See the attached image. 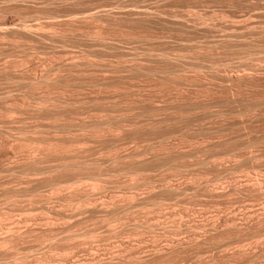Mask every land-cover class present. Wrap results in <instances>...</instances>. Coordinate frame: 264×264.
<instances>
[{
  "label": "rangeland",
  "instance_id": "374dc122",
  "mask_svg": "<svg viewBox=\"0 0 264 264\" xmlns=\"http://www.w3.org/2000/svg\"><path fill=\"white\" fill-rule=\"evenodd\" d=\"M49 1L50 0H25V1L24 0H18V1L17 0H0V14H1L0 15V30H1V32H0L1 33L0 34V38H1L0 39V66H1L0 70L2 68L4 69V67L7 66L6 63L7 64L10 63V65L7 66L8 69L5 68L6 73H4V74L6 76L3 74V72H4V71H2L3 69L0 71L5 76V77H2L3 75L0 73L1 74L0 81L2 82V83L0 82V85L2 86V87L0 86V90H3V91H0V95H1L0 96V103H1L0 104L1 105L0 106V113L2 112L0 114V118H1L0 119V125L4 121L3 125H1L2 127H0V128H4L7 123L8 124L6 127L10 126V129L11 128L13 129V127H14V129L17 128L16 130H18L19 128L21 129V127H23L24 129L20 130L21 131L20 133H22V134L18 135L20 140H19V138H18V140H19V142L21 141L20 142L21 145L23 144L22 145L23 146L22 148L24 149V150L22 149L23 152H25V150L27 149L26 150L27 154L24 153V155H22V154L20 155L22 150H21V152L17 151L20 149V147H17L18 148L17 149L13 144V143H15V145L17 144V142H16L17 141V134H16L17 131L15 133V132H13V131H15L13 129L12 132H11V130H10V132H11V134L15 133V134H12V136L16 135V140L13 139L14 137H12V139L14 140V141H12L11 137H9L11 139L9 141H12L13 143L11 144V146L8 145L7 147L8 148L11 147V149L5 148V149H8V150H6L7 151L6 152L5 150L3 151L2 148H0L1 152H2L1 154L3 156L6 155L5 158L7 157V154L13 155L12 156L13 158L11 156H9L10 159L12 158L11 161H13L14 158L16 159L19 156L22 159L23 158L27 159L29 156L32 155L31 152L33 150H35V149H33L34 147L35 148L36 147L41 148V146H42V145L38 146L39 143L36 144L37 146L35 145L36 142L33 141V139H32V138L35 139L34 136H37V140L40 139L42 136V138H41L42 140H39V141H42L41 143L43 144V146L46 149L45 152L47 154H45L44 150L41 151V149H38L40 152H44L43 154L42 153L40 154L42 156L41 159L43 157L45 158L46 156H49L48 153L52 154L49 157H47V159H44L45 162H44V160H42L43 163H41L42 161L39 160L41 163L39 165H41V167H42L43 166L42 164L45 163L44 164L45 167H43V168L44 169L46 168L45 172L43 171L44 169L42 168V171L46 175L42 172L43 175L41 173V175H39V176L42 177L45 175L44 178H46L47 175L48 174L49 175L45 179V182H43V180L40 179L41 181H39L38 184L37 183L35 184V182L34 183L32 182L33 183L32 184L31 181L29 182L30 178L28 180L27 175H25L26 179H25L24 175H23L24 178H21L22 177L21 175L25 174V170H24L25 167H23V168L18 167L19 168L18 173L21 172V171L19 172V170H21V169L24 170V173L21 172L20 173L21 175H17L18 174L17 173L15 176H13V174H11L10 178L14 177V179H11L14 181L16 179V176H18L20 179H23V180L25 179V181L22 180V182H24V184H22V182H20L21 185L18 183L16 184V182H17L16 181V182H14V184L12 183L13 185L11 186V184H8L7 182L10 181V178L8 177V175L10 174V172L12 173L13 171L10 170V172L8 171V173H7L6 170L10 169L7 166H5V167L2 166L0 168V171H1L0 172V180L4 181L5 179L7 180V178H9V180H7V182H2V185H0V197H1L0 203H2V204H0V211H1L0 217L2 218V219L0 218V222H1V224H0V235L3 232H5V234H6V230H7L6 226L8 228H10L11 225L13 226V224L10 225V223L13 222L11 220L14 219V216H16L14 221L15 220L18 221L17 219H19L20 217L21 218L24 217L25 220L31 218L30 220H28L30 222L29 223L30 226H33V225L37 226L39 223H40L39 224L40 226L42 224L44 225V227L41 226L42 228L38 225L42 230L39 232L41 234H39L38 232L37 233L39 235L37 233H35V234L33 233L34 234V235L32 234L33 239L28 234V237H27V235H25L26 238L24 236H23L24 238L20 237V239H19L20 241L18 240L19 242L17 241V239L14 238L15 241H17V243H18V244L17 243L14 244L15 242H13V244L15 246L12 244V242H10V244L12 246L9 248L14 249V251H16V250L19 251L18 253L15 252V257H13V255H11V254H14V253H12L13 250L10 249L12 252L11 251L8 253H6L7 251L5 252V250H7V248H8V246H10L9 244H8L7 248H2V246H0V248L3 249V250H0V251H2L1 253H3V254L5 253L6 256L8 254L11 255L10 258H8L9 256L5 257V254L4 255L2 254L4 257L3 258V257H1L2 255L0 253V255H1L0 256L1 257L0 263L1 264H40V262H41V264H43L46 262L45 264H48V263L57 264L56 262H58V264H61V263L62 264H64V263L65 264H89V263L91 264L93 262V260L91 261V259H92L91 257H93V259H95L94 257H96V258L101 257L100 259L105 258L104 260H107L110 256H111L110 258H114L116 256L119 258L118 262H116L117 261L116 259H118V258H115V260L112 259L116 262V264H133V263L134 264H140V263L141 264H153V263L154 264H264V256H263L264 255V246H263L264 239L261 237H257V236L254 237L256 235V232L261 228L260 225H258V224L254 225V226H256L255 228H253L254 227L253 226L252 228L248 229L249 231L246 229L247 231L243 230L241 232H237V231L233 232L232 230H229V229H223V230H221L223 232V234H222V232H220L221 228L219 227L220 222L218 223V220H221L224 216L232 214L233 212H234L233 214H235L236 217H239V220L247 218L250 213H252V214L256 213L259 215L262 211L261 210L262 207L264 206V190H262V189H264V170H263L264 169V134H263L264 133V105H263L264 104V96H263L264 95V86H263L264 85V75H263L264 74V64H263L264 63V37H263V35H264V32H263L264 31V27H263L264 26V0H233V1L232 0H203V1L202 0H200V1L199 0H197V1L196 0H182V1L181 0H51L50 2ZM217 1H219V2H217ZM240 1L242 2V4L240 3ZM65 2H67L69 4H67ZM230 2H231V4H230ZM178 3H180V4H178ZM253 3H255L256 5ZM252 6H253V8H252ZM38 8H40V9H38ZM117 8H118V10H117ZM133 8H135V9H133ZM26 12H27V14H26ZM134 13H137L138 15H136ZM143 13H145L144 16L146 18L143 16ZM66 14H67V16H66ZM69 14H70V16H68ZM156 14L158 16H156ZM88 15H89V17H86ZM91 15H92V17H91ZM146 15H149V16H146ZM163 15H166V16H163ZM168 15H170L172 17H170ZM138 16H140L142 18L140 19V17H138ZM94 17H95V19H94ZM131 17H132L134 22L132 21ZM136 17L138 19H136ZM100 18L102 21L100 20ZM144 18L146 21L144 20ZM163 18H165L166 20ZM237 18L240 20H237ZM256 18H257V20H256ZM139 20H141V22ZM154 20L156 21V24H155ZM175 20H177V21H175ZM197 21H198V24H197ZM259 22H260V24H259ZM132 23H133V25H132ZM116 25H118L119 27ZM176 25H177V27H176ZM208 25H209V27H206ZM223 25H224V28L222 27ZM215 26H217V27H215ZM85 28H87V29H85ZM24 30H25V32L30 30L27 33H32V34L26 35L27 33H25ZM124 30H125V32H124ZM197 30H198V32H197ZM199 30H201V31H199ZM183 31H184V33H183ZM250 31H251V33H250ZM6 32L7 33L9 32L10 35L7 34ZM22 32H23L24 36L23 35L21 36ZM122 33H125V34H122ZM182 33H183V35H180ZM256 33L258 35H256ZM131 34H132V36H131ZM248 35L250 36V38L248 37ZM55 37H57V38H55ZM246 37H248V38H246ZM102 38L105 40H103ZM257 39H259V40H257ZM31 40H33V41H31ZM61 40L63 42H61ZM73 40H74V42H72ZM225 40H227V41H225ZM231 40H233L235 44ZM253 41L255 43H253ZM239 42H242V43H239ZM261 42H262V44H261ZM217 44H219V45H217ZM16 45H17V47H16ZM98 46H99V48H98ZM254 46H255V48H250V47H254ZM239 47H240V49H238ZM183 48H185V49H183ZM235 48L237 49L236 51H234ZM206 50H207V52H206ZM150 51L151 52L153 51V52L151 53ZM226 51H228V52H226ZM121 52H123V53H121ZM208 52H209V54H208ZM105 53H106V55H104ZM90 54H92V55H90ZM93 54L95 56H93ZM193 54L195 55V57ZM116 55H117V58H116ZM203 56H204V58H203ZM172 59H174V60H172ZM154 60L155 61L157 60V63ZM3 62H4V64H3ZM21 63H23V65ZM131 64H133V65H131ZM247 64H249V65L247 66ZM3 65H5V66H3ZM109 65H111V67ZM143 65H145V66L147 65V66L144 67ZM250 65H252V66H250ZM12 66H14V67L17 66V68L18 69L20 68V70L22 69L21 71L19 70L20 72H22L23 70L26 71V72L23 71L25 74L22 73L24 75V76H22L23 82H24V80L26 81V82H24L25 85H24V83L22 85V82H21L22 80L20 81V78H18L19 76L17 77V75H20L18 73L19 71H17L18 69L16 67H15L16 69L12 68ZM9 67H10V70H9ZM86 67H88V68H86ZM94 67H96V68H94ZM99 67H101V68H99ZM114 67H117L119 70L117 68H114ZM119 67H121V68H119ZM149 67H151L152 69ZM163 67H165V69H163ZM248 67L249 68L251 67V68L248 69ZM139 68H140V70H139ZM145 68H146V70H144ZM177 68H178V70H177ZM11 69H12V71L15 70L16 73H18V74H16L15 72L13 73L11 71ZM137 69H138V71H137ZM157 70H159V72H161V74H159V72ZM7 71L8 72L10 71V72L7 73ZM247 71H248V73H247ZM11 72L17 78H15V79L12 78L15 76L12 75ZM140 72L141 73L143 72L145 74H143V73L141 74ZM154 72H157V73H154ZM170 72H171V74H170ZM212 73H214V74H212ZM7 74H9V76ZM34 74H37V75H34ZM146 74H147V76H146ZM231 74L234 75V77L235 76L236 77L241 76V77L238 78L237 82H236V80H233V79H237V78H233L232 80L228 81L227 78H229L228 76L232 77ZM249 74H250V76H249ZM10 75H12V76H10ZM247 75H248V78H247ZM253 75H256V76H253ZM216 76H217V79H216ZM244 76H245L246 80L244 79ZM7 77H9V80L7 79ZM26 77H29V78L31 77V79L26 78ZM38 77H41V78H39V80H38ZM4 78H6L7 81ZM10 78H12V79L10 80ZM46 78H48V79H46ZM3 79L5 81H3ZM165 79H167V80H165ZM175 79L177 81H175ZM259 79H261L262 81ZM32 80L35 83L34 86H33L34 83ZM60 80H61V82H60ZM101 80H102V82H101ZM249 80H250V82H249ZM38 81L40 84L38 83ZM217 81H219V82H217ZM232 81H235L236 83L232 82ZM31 82H32V85H30ZM221 82H223V83H221ZM261 82H263V83H261ZM106 83H108V84H106ZM184 83L186 86L184 85ZM233 83L235 85H233ZM9 84H10V86H9ZM58 84H60V85H58ZM189 84H190V86H189ZM254 85H255V87H254ZM4 86L6 87V89ZM227 86H229L231 90ZM39 87H41V88H39ZM8 88L9 89L11 88V90L14 89L13 92H11V90H9ZM17 89L19 90L21 95L22 94L25 95V98H23L21 96L23 98V99L21 98L22 100L20 99V94L18 93ZM5 91H7V92L9 91V93H8L9 96L5 95V93H7ZM24 92H25V94H24ZM46 92H47V94H45ZM10 93H11V95H10ZM13 93L14 94L17 93V94L14 95ZM229 93H230V95H229ZM40 94H42V95H40ZM59 94H61V95H59ZM37 95L39 96V98L37 97ZM49 95H51L52 97H54L56 95L55 98H57V96L60 98V99L59 98L58 99L53 98L55 102L56 101L58 102V104H56L57 102L56 103L54 101H53L54 103L52 102L51 96L49 97L51 99L48 100V102L50 103V101H51V103H53L54 106L56 105V107H57V105H58L57 108H58L59 112L56 110L57 108L55 109V107L51 103H50L51 106L54 108L53 112L50 109L51 106H50V108H48L47 105H49V103L46 100L49 98L46 97V99H45L46 103L42 102V104H40L41 105L40 107H42L44 105V103L46 104L45 107L44 106L42 107V109L44 108V110H43L44 113H42V112L38 113L40 110L42 111V109L37 108L38 104L34 108V106H33L34 103L36 102V100L38 101V99H40V98H41L40 100L43 101L45 98L44 96H49ZM14 96L15 97L17 96L19 98V100L17 97L15 98ZM41 96H43V100H42ZM1 97L3 98V100ZM26 97H28V98H26ZM34 97H36V100H33V99H35ZM144 97H146V98L149 97V98L146 99ZM253 98H255V99H253ZM24 99H25V103H24ZM66 99H67V101H66ZM247 99H248V101H247ZM20 100H21V102H23V103L20 102L23 105L20 104V106H18ZM236 100L238 102H236ZM3 101H5L7 103L5 104V102H3ZM15 101H16V103H15ZM17 101H18V103H17ZM61 103H63V104H61ZM251 104H253V105H251ZM10 105L13 109V110H11V112L14 111V109H16V111L22 110V111H18V112L14 111L15 112L14 114H16L15 116H14V114H12L13 116L10 114L12 116V118L14 117L13 119L8 114V112L10 113V111H9ZM69 106H70V108H69ZM178 106L180 109L178 108ZM3 107L4 108L9 107V108H7L5 110ZM19 107H22V108H19ZM32 108H34L35 110ZM45 108H47V110ZM63 108H64V110H63ZM29 109H31V110H29ZM38 109H39V111H38ZM153 109H154V111H153ZM55 110L58 112V113L55 112L57 115L54 113ZM35 111H37V113ZM68 111H70V112H68ZM239 111H241V112H239ZM25 112H27V113H25ZM7 114H8V116H7ZM1 115L3 117H1ZM38 115H41V116L38 117ZM46 115L47 116L50 115L48 117L49 119L48 118L45 119ZM155 115H156V117H155ZM42 116H44V118ZM57 116H58V118H57ZM7 117H8V119H7ZM41 117L43 119H45V121ZM54 117L57 120H55ZM36 118H38V120ZM39 118H40V120H39ZM243 118H246V119H243ZM6 119L10 122H7ZM24 119L27 121H25ZM22 120L24 121V123ZM28 120H29V122H28ZM33 120H34V122H33ZM55 121H58L59 123H57ZM147 121H148V123H147ZM164 122H165V124H164ZM245 122H247V123H245ZM9 123H10V125H9ZM153 123H155V124H153ZM15 124H17V125H15ZM50 124H52V125H50ZM58 124H61V125H58ZM85 124L87 126H84ZM15 126H16V128H15ZM33 126H34L33 132H35L36 130H39L41 128L42 129L39 130L40 131L39 133H38V131H36L38 134L33 133L31 131L33 129L31 127H33ZM113 126H114V128H113ZM155 126H157V127H155ZM37 127H39V129ZM53 127H55L54 130H52ZM57 127H60L61 129L60 128L58 129ZM122 127H123V129H121ZM35 128H36V130H35ZM43 128H45V131ZM7 129L9 130V128H7ZM57 129H58V132L56 131ZM152 129H153V131H152ZM24 130L25 131L27 130L29 133H27V131L24 132ZM63 130H64V132H63ZM143 130H145V131H143ZM146 130L147 131L150 130V131L147 132ZM51 131H52V133H51ZM130 131H132V132L134 131L133 134ZM102 132H104V133H102ZM105 132L107 135L105 134ZM150 132H151V134H149ZM41 133H43V134L41 135ZM18 134H19V132H18ZM25 135H26V137H25ZM30 135H32V137ZM38 135H39V137H38ZM56 135H57V137H56ZM128 135H129V137H128ZM20 136H22L23 138ZM27 136L29 138V141H28ZM123 136H125V137H123ZM130 136L132 138H130ZM261 136H262V138H261ZM46 138L47 139L49 138L50 140L49 139L47 140ZM56 138H58L59 141ZM2 139H3L2 136H0L1 141H2ZM54 139L58 141V142H55L56 148L58 149V147H59L58 151L55 150L58 153L55 152L53 150V148H51V145H52L51 142L53 143L55 141ZM258 139H259V141H258ZM22 140H24L25 143H27V144L29 143V144L28 145L26 144V146H25V143ZM30 140H32L33 143ZM252 140H253V142H252ZM1 141H0V143H1ZM44 141H46V142H44ZM70 142H71V144H70ZM46 143H49V144H46ZM55 143L53 144L52 147H55ZM248 143L251 144V147ZM245 144H247V145L245 146ZM12 145H13V147H12ZM19 145L20 144H17V146H19ZM33 145H34V147H33ZM45 145H48V146L46 147ZM164 146H166V147H164ZM14 147L17 149L15 151H13L14 153H16V156H17V153L19 152L17 157L16 156L14 157L15 154L12 152V150H14ZM48 147L50 148V150L52 149L53 152L57 153V155H59L61 157V163H60V157L59 156H56V154L53 152H47V150L50 151ZM241 147H242V149H240ZM31 149H33V150H31ZM42 149H44V148H42ZM86 150H88V151H86ZM249 152L251 155L249 154ZM29 153H30V155L27 156ZM123 153H124V155H122ZM44 154H45V156H43ZM53 154H55L54 156H56L55 159L50 158L51 156H53ZM137 154H139V156ZM127 155H129V156H127ZM257 155H259V156H257ZM57 157H59V158H57ZM75 157L77 160L74 159ZM98 157L100 160L98 159ZM156 157H158V159ZM249 157H252L253 159L249 158ZM20 158H17V160H15V161H18ZM72 158L75 160L76 164L74 163V160ZM92 158H93V160H92ZM78 159H82L84 162L82 161L83 162L82 163L81 160H79V162H78ZM114 159H115V161H114ZM23 160H21V161H23ZM141 160H143V161H141ZM50 161L53 163L54 168H53L52 163H50ZM110 161L112 164L110 163ZM118 161H119V164L117 163ZM165 161H167V162H165ZM46 162H48L50 166L47 165L48 163L46 164ZM77 162L79 163V165H81L80 169L77 166L78 165ZM163 162H165V163H163ZM66 163H67V166H66ZM71 163H72V166H71ZM85 163H87L88 165L87 164L85 165ZM212 163H214V165ZM55 164H59L61 166H58ZM73 164L75 166H73ZM39 165H37V166H39ZM89 165H90V167H89ZM137 165H139V166H137ZM57 166H58V168H57L58 172L56 170ZM255 166H256V168H255ZM3 167L5 169L6 168L7 169L5 170V169H3ZM64 167H65V169H61ZM76 167H78V168H76ZM98 167H99V169H98ZM105 167H106V169H105ZM136 167H139V168H136ZM15 168H17V167H15ZM47 168H51L55 172L51 169L47 170ZM1 169L3 171H5L6 173L2 172ZM27 169H28V167H27ZM128 169H130V170L128 171ZM50 170H51V172H50ZM62 170H63V172H62ZM106 170L108 172H106ZM74 171H75V173H74ZM254 171H256V172H254ZM257 171L259 172V174H257L258 173ZM14 172H17V171H14ZM246 172H247V174H246ZM1 173H2V175H1ZM53 173H55L56 175ZM261 173H262V176H260ZM5 174H8V175L6 176ZM91 174L93 176H91ZM238 174H239V176H238ZM98 175H99V177H98ZM94 176H96V177H94ZM18 177H17V179L20 180ZM51 177H52V180H51ZM140 177H141V179H140ZM253 177H254L255 181H256V179L258 180L257 186H256L257 183H255V181L253 180ZM44 178H42V179H44ZM95 178H97V180ZM131 178L133 180L134 179L135 180L134 181L130 180ZM249 180H251V181H249ZM261 180H262V182H261ZM252 181H253V183H255L254 186H256V187H254V186L251 187L248 185L250 182H251L250 183V185H251ZM25 182L27 184L28 183H30V184L27 185ZM52 182L55 184L57 183L60 187L57 184H56V186H57L56 187L55 184H53ZM4 183H5V186H3ZM6 183L8 184V186L9 185L11 186L10 189H13L16 185H19V187L21 186V188H19V187L17 188V186H16V189H13V190H17V191L12 190L13 191V193H12V191L8 190L9 187L8 186H7L8 188L6 187V185H7ZM40 183H41V186H40ZM85 184H87V185H85ZM23 185H25L24 187H27V189H24ZM33 185L35 186V189H36V187L38 188L37 190L39 191L38 192L39 194H41V195L43 194L42 196L36 192L37 190L35 192H32L35 190ZM80 185H82V186H80ZM2 186L5 187V191L7 190L6 192L4 191ZM87 186H88V189H87ZM100 186H102V188ZM173 186H175V187H173ZM189 186H191V187L189 188ZM223 186L226 188H223ZM241 186H242V188H241ZM29 187H30V189H29ZM179 187H181V188H179ZM221 187H222V190H221ZM22 188L24 189V191H25L24 193H26V194L23 193V190L21 191ZM18 189H20V191L22 192L23 195L21 194V192H18ZM39 189L42 190L43 192H41ZM29 190L32 192V194L33 193L34 194L36 193V195L38 194V196L41 198V200L38 196H36L34 194L31 195V192ZM173 190H175V191L173 192ZM8 191H10L11 193L9 192V194H8ZM54 191H55V193H54ZM239 191H241V192H239ZM15 192L17 194L20 193L21 195L20 194L14 195V194H16ZM172 192L174 194H172ZM177 192H180V193H177ZM85 193H87V194H85ZM147 193H149V195ZM248 193H249V195H248ZM3 194L4 195L7 194L8 196L5 195L4 197H2ZM24 195H25V197H23ZM29 195L32 197H28ZM261 195H262V197H261ZM10 196L12 198H10ZM17 196H18V198H15ZM152 196H153V198H152ZM21 197H23V198H21ZM155 197H157V198H155ZM70 198H72L73 200H71ZM143 198H144V200L142 201ZM1 199H3V201ZM5 199H6V201H5ZM14 199H16V200H14ZM158 199H159V202H158ZM28 200L30 202H28ZM36 200H37V202H36ZM69 200L71 201V204H70ZM93 201H95V202H93ZM135 201H136V204H135ZM160 201H162V202H160ZM31 202H32V204H31ZM14 203H16V204H14ZM78 203H81V204H78ZM37 204H39V205H37ZM151 204H153V205H151ZM158 204H159V206H158ZM234 204L235 205L237 204V205L234 206ZM262 204H263V206H262ZM76 205H79V206H76ZM109 205L112 207L110 208ZM116 206H118V207H116ZM222 207H223V209H222ZM24 208L25 209L27 208V209L25 210ZM229 208L231 211L229 210ZM251 208H252V210H251ZM112 209H114V210H112ZM5 210H7V211H5ZM10 210H12V211H10ZM186 210H188V211H186ZM242 210H244V211H242ZM248 210H250V211H248ZM92 211L94 213H92ZM97 211H98V213H96ZM256 211L257 212L259 211V212L257 213ZM122 212L126 213V214L123 215ZM20 213H22V214H20ZM116 213H117V215H116ZM127 214H129V215H127ZM247 214H248V216H246ZM1 215H3V217H7L8 219L3 218ZM57 215H59V216L57 217ZM64 215H66V216H64ZM143 215H146V216H143ZM164 215H165V217H164ZM251 215H250V217H251ZM25 216H27V217H25ZM252 216H254V215H252ZM255 216H257V215H255ZM101 217H102V219H101ZM209 217H211V218H209ZM213 217L215 218V220ZM21 218L19 219V221L24 220V218L23 219H21ZM35 218L37 220L40 219L43 223L41 224V222L40 221L38 222ZM99 218H100V220H99ZM116 218H118V219H116ZM121 218L123 220H121ZM35 220L38 223L33 224V223H35ZM75 220H77V221H75ZM6 221H8L9 224ZM9 221H11V222H9ZM48 221L51 223L52 226H54L53 228L55 231L53 230V228H51L52 226L50 225V223ZM157 221H159V222H157ZM181 221H182V223H181ZM27 222L24 221L23 223L27 224ZM174 222H175V224H174ZM21 223L22 222H20V225H23ZM46 223L48 225H50L51 227L49 228L48 225H45ZM192 223H194V224H192ZM216 223L218 225H216ZM25 224H24V226H25ZM31 224H33V225H31ZM133 224L136 227H134ZM212 224H215L216 227ZM108 226H109L110 230L107 229ZM199 226H201V227H199ZM2 227L5 229H3ZM21 227H23V226H21ZM45 227H47L51 230V233H50L51 235L49 234L50 231L47 228H46V230L49 232L46 234H42L43 229ZM146 227H148L150 230ZM164 227H165V229H163ZM181 227H182V229H181ZM66 228H67V230H66ZM117 228H119V229H117ZM143 228H145V229H143ZM215 228H216V230H215ZM57 229H59V230H57ZM124 229L125 230L127 229V230L125 231ZM192 229H194V230H192ZM202 229H204V230H202ZM213 229H214V231H213ZM251 229H253V230L255 229V230L253 231ZM69 230H70V235L72 234L71 236L69 235ZM86 230H88V231H86ZM121 230H122V232H121ZM64 231H66L67 233ZM117 231H119V232H117ZM194 231H195V234H194ZM204 231H206V232H204ZM215 231H217V232H215ZM45 232L46 231L44 229L43 233H45ZM53 232H54V234H53ZM71 232H73V233H71ZM75 232H78V233L75 234ZM82 233H86V234H82ZM228 233H229V235H228ZM237 233H238V236H237ZM251 233L253 234V236ZM5 234H4V236H5ZM91 234H93V235H91ZM95 234H97V235L95 236ZM203 234H207L208 236L207 235L205 236ZM213 234H214V236H213ZM37 235H38L39 239H38ZM40 235H42V236L40 237ZM45 235H46V237H45ZM62 235H64V237ZM224 235H225V237H224ZM231 235H232V237H231ZM68 236L70 237V239ZM163 236H164V238H163ZM235 236L237 239L235 238ZM242 236H244V237H242ZM35 237H37V238H35ZM82 237H84V238H82ZM175 237H177V238H175ZM57 238H60V239H57ZM67 238L69 241L67 240ZM221 238H222V240H219ZM229 239H231V240H229ZM240 239H242V240L240 241ZM261 239L263 241H260ZM180 240H181V242H180ZM182 240L184 241V243L182 242ZM188 240L192 243V245H191V243H189ZM191 240H193V241H191ZM199 240L201 242H199ZM206 240H208V241H206ZM224 240H226V241L224 242ZM236 240H238V241H236ZM195 241H196V243H195ZM215 241H217L218 244H220V245H218L217 242H215ZM230 241H232V242L230 243ZM208 243L211 247L208 245ZM27 244H29V245H27ZM255 244H256V246H255ZM165 245H166V247L164 249ZM171 245H173L175 247V250H174V248L172 246V249L174 252L172 251L171 248L168 247V246L171 247ZM176 245H177V247H176ZM179 245H181L180 247L183 246L182 247L183 249L178 247ZM194 245L196 247H194ZM212 245H213V248H212ZM79 246L81 248H79ZM5 247H6V245H5ZM21 247H23V248H21ZM220 247H223V248H220ZM248 247H250V248H248ZM31 248H33V249H31ZM41 249L43 250V252ZM168 249H171V251ZM164 250L169 251V253L167 252V255H166V253H162L163 254L162 255L161 252H165ZM157 252L159 255L155 254ZM23 253H24V255H23ZM149 253H150V255H149ZM152 253H154V254H152ZM236 253H239V254L236 255ZM16 254H17V256H16ZM181 254L184 256H182ZM45 255L46 256L48 255V256L46 257ZM97 255H98V257H97ZM105 255L107 258L104 257ZM63 256H65L66 260H65V258H63ZM84 256H85V258H84ZM120 256H121V259H120ZM162 257H164V258H162ZM196 257H197V259H194ZM35 258L36 259L38 258L37 260H40V262L37 261ZM39 258H42V259H39ZM27 259H29V260H27ZM43 259H45L46 261L44 260V262H43ZM2 260H4V261L6 260L7 262L5 261V263H2V262H4ZM108 260H111V259H108ZM20 261H23L24 263L20 262ZM48 261H50V262H48ZM83 261L89 262V263H85Z\"/></svg>",
  "mask_w": 264,
  "mask_h": 264
},
{
  "label": "bare ground",
  "instance_id": "6f19581e",
  "mask_svg": "<svg viewBox=\"0 0 264 264\" xmlns=\"http://www.w3.org/2000/svg\"><path fill=\"white\" fill-rule=\"evenodd\" d=\"M17 1H18V0H17ZM24 1H25V0H24ZM50 1H51V0H50ZM50 1H49V2H50ZM181 1H182V0H181ZM196 1H197V0H196ZM199 1H200V0H199ZM202 1H203V0H202ZM232 1H233V0H232ZM12 2H13V1H12ZM68 2H69V1H68ZM217 2H219V1H217ZM247 2H248V1H247ZM250 2H251V1H250ZM258 2H259V1H258ZM65 3H67V2H65ZM171 3H172V2H171ZM187 3H188V2H187ZM227 3H228V2H227ZM236 3H237V2H236ZM240 3L242 4L241 1H240ZM67 4H69V3H67ZM77 4H78V3H77ZM178 4H180V3H178ZM182 4H183V3H182ZM192 4H193V3H192ZM220 4H221V3H220ZM230 4H231V2H230ZM253 4H255V3H253ZM47 5H48V4H47ZM62 5H63V4H62ZM115 5H116V4H115ZM189 5H190V4H189ZM226 5H227V4H226ZM248 5H249V4H248ZM255 5H256V4H255ZM80 6H81V5H80ZM82 6H83V5H82ZM84 6H85V5H84ZM120 6H121V5H120ZM63 7H64V6H63ZM66 7H67V6H66ZM75 7H76V6H75ZM183 7H184V6H183ZM187 7H188V6H187ZM14 8H15V7H14ZM70 8H71V7H70ZM83 8H84V7H83ZM92 8H93V7H92ZM252 8H253V6H252ZM260 8H261V7H260ZM260 8H259V9H260ZM26 9H27V8H26ZM38 9H40V8H38ZM133 9H135V8H133ZM133 9H132V10H133ZM3 10H4V9H3ZM29 10H30V9H29ZM42 10H43V9H42ZM49 10H50V9H49ZM54 10H55V9H54ZM91 10H92V9H91ZM117 10H118V8H117ZM127 10H128V9H127ZM137 10H138V9H137ZM36 11H37V10H36ZM66 11H67V10H66ZM66 11H65V12H66ZM86 11H87V10H86ZM129 11H130V10H129ZM142 11H143V10H142ZM181 11H182V10H181ZM44 12H45V11H44ZM70 12H71V11H70ZM157 12H158V11H157ZM157 12H156V13H157ZM169 12H170V11H169ZM169 12H168V13H169ZM53 13H54V12H53ZM131 13H132V12H131ZM141 13H142V12H141ZM141 13H140V14H141ZM150 13H151V12H150ZM152 13H153V12H152ZM159 13H160V12H159ZM171 13H172V12H171ZM254 13H255V12H254ZM257 13H258V12H257ZM261 13H262V12H261ZM26 14H27V12H26ZM76 14H77V13H76ZM81 14H82V13H81ZM87 14H88V13H87ZM87 14H86V15H87ZM93 14H94V13H93ZM132 14H133V13H132ZM134 14L138 15L137 13H134ZM144 14H145V13H143V16H144ZM175 14H176V13H175ZM0 15H1V14H0ZM36 15H37V14H36ZM48 15H49V14H48ZM53 15H54V14H53ZM105 15H106V14H105ZM105 15H104V16H105ZM112 15H113V14H112ZM130 15H131V14H130ZM172 15H173V14H172ZM184 15H185V14H184ZM186 15H187V14H186ZM257 15H258V14H257ZM25 16H26V15H25ZM66 16H67V14H66ZM68 16H70V14H69ZM93 16H94V15H93ZM97 16H98V15H97ZM146 16H149V15H146ZM156 16H158V15L156 14ZM163 16H166V15H163ZM168 16H170V15H168ZM181 16H182V15H181ZM205 16H206V15H205ZM241 16H242V15H241ZM249 16H250V15H249ZM22 17H23V16H22ZM86 17H89V15L86 16ZM91 17H92V15H91ZM123 17H124V16H123ZM138 17H140V16H138ZM144 17H145V16H144ZM170 17H172V16H170ZM196 17H197V16H196ZM211 17H212V16H211ZM237 17H238V16H237ZM244 17H245V16H244ZM256 17H257V16H256ZM55 18H56V17H55ZM55 18H54V19H55ZM102 18H103V17H102ZM141 18H142V17H140V19H141ZM145 18H146V17H145ZM145 18H144V20H145ZM152 18H153V17H152ZM160 18H161V17H160ZM202 18H203V17H202ZM209 18H210V17H209ZM245 18H246V17H245ZM65 19H66V18H65ZM94 19H95V17H94ZM104 19H105V18H104ZM107 19H108V18H107ZM120 19H121V18H120ZM131 19H132V17H131ZM136 19H138V18L136 17ZM161 19H162V18H161ZM163 19H165V18H163ZM206 19H207V18H206ZM229 19H230V18H229ZM229 19H228V20H229ZM253 19H254V18H253ZM80 20H81V19H80ZM84 20H85V19H84ZM100 20H101V18H100ZM109 20H110V19H109ZM123 20H124V19H123ZM150 20H151V19H150ZM156 20H157V19H156ZM165 20H166V19H165ZM207 20H208V19H207ZM237 20H240V19L237 18ZM256 20H257V18H256ZM262 20H263V19H262ZM23 21H24V20H23ZM53 21H54V20H53ZM56 21H57V20H56ZM101 21H102V20H101ZM132 21H133V19H132ZM139 21L141 22V20H139ZM145 21H146V20H145ZM154 21H155V20H154ZM175 21H177V20H175ZM179 21H180V20H179ZM184 21H185V20H184ZM204 21H205V20H204ZM212 21H213V20H212ZM253 21H254V20H253ZM12 22H13V21H12ZM88 22H89V21H88ZM92 22H93V21H92ZM103 22H104V21H103ZM124 22H125V21H124ZM133 22H134V21H133ZM157 22H158V21H157ZM250 22H251V21H250ZM257 22H258V21H257ZM257 22H256V23H257ZM24 23H25V22H24ZM83 23H84V22H83ZM122 23H123V22H122ZM126 23H127V22H126ZM135 23H136V22H135ZM142 23H143V22H142ZM166 23H167V22H166ZM217 23H218V22H217ZM230 23H231V22H230ZM251 23H252V22H251ZM13 24H14V23H13ZM13 24H12V25H13ZM19 24H20V23H19ZM37 24H38V23H37ZM87 24H88V23H87ZM110 24H111V23H110ZM145 24H146V23H145ZM145 24H144V25H145ZM155 24H156V21H155ZM157 24H158V23H157ZM162 24H163V23H162ZM162 24H161V25H162ZM167 24H168V23H167ZM169 24H170V23H169ZM178 24H179V23H178ZM193 24H194V23H193ZM197 24H198V21H197ZM197 24H196V25H197ZM213 24H214V23H213ZM222 24H223V23H222ZM231 24H232V23H231ZM259 24H260V22H259ZM15 25H16V24H15ZM28 25H29V24H28ZM68 25H69V24H68ZM75 25H76V24H75ZM78 25H79V24H78ZM118 25H119V24H118ZM118 25H116V26H118ZM130 25H131V24H130ZM132 25H133V23H132ZM135 25H136V24H135ZM147 25H148V24H147ZM150 25H151V24H150ZM152 25H153V24H152ZM199 25H200V24H199ZM214 25H215V24H214ZM214 25H213V26H214ZM232 25H233V24H232ZM13 26H14V25H13ZM19 26H20V25H19ZM21 26H22V25H21ZM36 26H37V25H36ZM126 26H127V25H126ZM140 26H141V25H140ZM153 26H154V25H153ZM172 26H173V25H172ZM174 26H175V25H174ZM192 26H193V25H192ZM233 26H234V25H233ZM235 26H236V25H235ZM245 26H246V25H245ZM252 26H253V25H252ZM66 27H67V26H66ZM73 27H74V26H73ZM109 27H110V26H109ZM118 27H119V26H118ZM123 27H124V26H123ZM155 27H156V26H155ZM157 27H158V26H157ZM159 27H160V26H159ZM170 27H171V26H170ZM176 27H177V25H176ZM195 27H196V26H195ZM195 27H194V28H195ZM206 27H209V25L206 26ZM215 27H217V26H215ZM220 27H221V26H220ZM222 27L224 28V25H223ZM226 27H227V26H226ZM229 27H230V26H229ZM248 27H249V26H248ZM263 27H264V26H263ZM10 28H11V27H10ZM20 28H21V27H20ZM30 28H31V27H30ZM35 28H36V27H35ZM128 28H129V27H128ZM130 28H131V27H130ZM139 28H140V27H139ZM141 28H142V27H141ZM199 28H200V27H199ZM230 28H231V27H230ZM240 28H241V27H240ZM259 28H260V27H259ZM261 28H262V27H261ZM12 29H13V28H12ZM27 29H28V28H27ZM55 29H56V28H55ZM85 29H87V28H85ZM91 29H92V28H91ZM96 29H97V28H96ZM112 29H113V28H112ZM144 29H145V28H144ZM196 29H197V28H196ZM219 29H220V28H219ZM242 29H243V28H242ZM255 29H256V28H255ZM14 30H15V29H14ZM20 30H21V29H20ZM31 30H32V29H31ZM58 30H59V29H58ZM75 30H76V29H75ZM108 30H109V29H108ZM116 30H117V29H116ZM120 30H121V29H120ZM126 30H127V29H126ZM134 30H135V29H134ZM136 30H137V29H136ZM201 30H202V29H201ZM201 30H199V31H201ZM203 30H204V29H203ZM236 30H237V29H236ZM244 30H245V29H244ZM257 30H258V29H257ZM28 31H30V30H28ZM28 31L25 32V30H24L25 33H27ZM80 31H81V30H80ZM105 31H106V30H105ZM142 31H143V30H142ZM192 31H193V30H192ZM216 31H217V30H216ZM216 31H215V32H216ZM253 31H254V30H253ZM0 32H1V30H0ZM2 32H3V31H2ZM14 32H15V31H14ZM14 32H13V33H14ZM54 32H55V31H54ZM101 32H102V31H101ZM124 32H125V30H124ZM130 32H131V31H130ZM140 32H141V31H140ZM176 32H177V31H176ZM190 32H191V31H190ZM195 32H196V31H195ZM197 32H198V30H197ZM203 32H204V31H203ZM263 32H264V31H263ZM6 33H7V32H6ZM41 33H42V32H41ZM64 33H65V32H64ZM99 33H100V32H99ZM103 33H104V32H103ZM183 33H184V31H183ZM183 33L180 34V35H183ZM186 33H187V32H186ZM209 33H210V32H209ZM225 33H226V32H225ZM246 33H247V32H246ZM250 33H251V31H250ZM250 33H249V34H250ZM252 33H253V32H252ZM0 34H1V33H0ZM4 34H5V33H4ZM7 34H9V32H8ZM16 34H17V33H16ZM28 34H32V33H27L26 35H28ZM60 34H61V33H60ZM122 34H125V33H122ZM129 34H130V33H129ZM223 34H224V33H223ZM262 34H263V33H262ZM9 35H10V34H9ZM22 35H23V32H22L21 36H22ZM33 35H34V34H33ZM33 35H32V36H33ZM41 35H42V34H41ZM65 35H66V34H65ZM93 35H94V34H93ZM113 35H114V34H113ZM127 35H128V34H127ZM178 35H179V34H178ZM190 35H191V34H190ZM193 35H194V34H193ZM206 35H207V34H206ZM241 35H242V34H241ZM243 35H244V34H243ZM256 35H258V34L256 33ZM2 36H3V35H2ZM7 36H8V35H7ZM23 36H24V35H23ZM30 36H31V35H30ZM98 36H99V35H98ZM109 36H110V35H109ZM114 36H115V35H114ZM131 36H132V34H131ZM201 36H202V35H201ZM204 36H205V35H204ZM221 36H222V35H221ZM228 36H229V35H228ZM238 36H239V35H238ZM52 37H53V36H52ZM222 37H223V36H222ZM224 37H225V36H224ZM248 37L250 38L249 35H248ZM248 37H246V38H248ZM251 37H252V36H251ZM263 37H264V35H263ZM5 38H6V37H5ZM55 38H57V37H55ZM74 38H75V37H74ZM121 38H122V37H121ZM225 38H226V37H225ZM0 39H1V38H0ZM21 39H22V38H21ZM30 39H31V38H30ZM30 39H29V40H30ZM44 39H45V38H44ZM44 39H43V40H44ZM61 39H62V38H61ZM70 39H71V38H70ZM79 39H80V38H79ZM84 39H85V38H84ZM102 39H103V38H102ZM262 39H263V38H262ZM25 40H26V39H25ZM27 40H28V39H27ZM47 40H48V39H47ZM53 40H54V39H53ZM86 40H87V39H86ZM89 40H90V39H89ZM103 40H105V39H103ZM235 40H236V39H235ZM257 40H259V39H257ZM31 41H33V40H31ZM41 41H42V40H41ZM50 41H51V40H50ZM64 41H65V40H64ZM109 41H110V40H109ZM216 41H217V40H216ZM225 41H227V40H225ZM225 41H224V42H225ZM231 41H233V40H231ZM239 41H240V40H239ZM6 42H7V41H6ZM35 42H36V41H35ZM39 42H40V41H39ZM61 42H63V41L61 40ZM72 42H74V40H73ZM222 42H223V41H222ZM242 42H243V41H242ZM242 42H239V43H242ZM40 43H41V42H40ZM92 43H93V42H92ZM99 43H100V42H99ZM219 43H220V42H219ZM233 43H234V41H233ZM253 43H255V42L253 41ZM19 44H20V43H19ZM43 44H44V43H43ZM111 44H112V43H111ZM234 44H235V43H234ZM234 44H233V45H234ZM258 44H259V43H258ZM261 44H262V42H261ZM11 45H12V44H11ZM24 45H25V44H24ZM217 45H219V44H217ZM223 45H224V44H223ZM237 45H238V44H237ZM240 45H241V44H240ZM249 45H250V44H249ZM253 45H254V44H253ZM18 46H19V45H18ZM227 46H228V45H227ZM243 46H244V45H243ZM245 46H246V45H245ZM251 46H252V45H251ZM16 47H17V45H16ZM24 47H25V46H24ZM100 47H101V46H100ZM219 47H220V46H219ZM219 47H218V48H219ZM257 47H258V46H257ZM20 48H21V47H20ZM90 48H91V47H90ZM98 48H99V46H98ZM186 48H187V47H186ZM245 48H246V47H245ZM250 48H255V46H254V47H250ZM181 49H182V48H181ZM183 49H185V48H183ZM224 49H225V48H224ZM226 49H227V48H226ZM238 49H240V47H239ZM93 50H94V49H93ZM151 50H152V49H151ZM194 50H195V49H194ZM232 50H233V49H232ZM236 50H237V49L235 48L234 51H236ZM241 50H242V49H241ZM244 50H245V49H244ZM248 50H249V49H248ZM252 50H253V49H252ZM24 51H25V50H24ZM224 51H225V50H224ZM98 52H99V51H98ZM147 52H148V51H147ZM150 52H151V51H150ZM152 52H153V51H152ZM152 52H151V53H152ZM158 52H159V51H158ZM206 52H207V50H206ZM226 52H228V51H226ZM237 52H238V51H237ZM237 52H236V53H237ZM243 52H244V51H243ZM248 52H249V51H248ZM1 53H2V52H1ZM24 53H25V52H24ZM29 53H30V52H29ZM108 53H109V52H108ZM121 53H123V52H121ZM121 53H120V54H121ZM148 53H149V52H148ZM167 53H168V52H167ZM211 53H212V52H211ZM214 53H215V52H214ZM216 53H217V52H216ZM5 54H6V53H5ZM87 54H88V53H87ZM102 54H103V53H102ZM189 54H190V53H189ZM208 54H209V52H208ZM223 54H224V53H223ZM240 54H241V53H240ZM79 55H80V54H79ZM79 55H78V56H79ZM90 55H92V54H90ZM96 55H97V54H96ZM100 55H101V54H100ZM104 55H106V53H105ZM149 55H150V54H149ZM167 55H168V54H167ZM190 55H191V54H190ZM193 55H194V54H193ZM26 56H27V55H26ZM93 56H95V55L93 54ZM97 56H98V55H97ZM154 56H155V55H154ZM157 56H158V55H157ZM209 56H210V55H209ZM149 57H150V56H149ZM161 57H162V56H161ZM192 57H193V56H192ZM194 57H195V55H194ZM116 58H117V55H116ZM119 58H120V57H119ZM163 58H164V57H163ZM169 58H170V57H169ZM203 58H204V56H203ZM206 58H207V57H206ZM81 59H82V58H81ZM89 59H90V58H89ZM98 59H99V58H98ZM170 59H171V58H170ZM170 59H169V60H170ZM195 59H196V58H195ZM75 60H76V59H75ZM152 60H153V59H152ZM161 60H162V59H161ZM172 60H174V59H172ZM90 61H91V60H90ZM154 61H155V60H154ZM170 61H171V60H170ZM175 61H176V60H175ZM197 61H198V60H197ZM202 61H203V60H202ZM8 62H9V61H8ZM28 62H29V61H28ZM79 62H80V61H79ZM121 62H122V61H121ZM155 62L157 63V60H156ZM71 63H72V62H71ZM87 63H88V62H87ZM147 63H148V62H147ZM150 63H151V62H150ZM178 63H179V62H178ZM201 63H202V62H201ZM243 63H244V62H243ZM3 64H4V62H3ZM15 64H16V63H15ZM21 64L23 65V63H21ZM91 64H92V63H91ZM104 64H105V63H104ZM129 64H130V63H129ZM168 64H169V63H168ZM203 64H204V63H203ZM263 64H264V63H263ZM6 65H7V66L10 65V63H9V64L6 63ZM11 65H12V64H11ZM30 65H31V64H30ZM94 65H95V64H94ZM120 65H121V64H120ZM131 65H133V64H131ZM164 65H165V64H164ZM179 65H180V64H179ZM199 65H200V64H199ZM248 65H249V64H247V66H248ZM3 66H5V65H3ZM7 66L4 67V69L2 68L3 70L1 69L2 71H4L3 74L6 73L5 68L8 69ZM20 66H21V65H20ZM87 66H88V65H87ZM98 66H99V65H98ZM107 66H108V65H107ZM107 66H106V67H107ZM109 66L111 67V65H109ZM114 66H115V65H114ZM118 66H119V65H118ZM143 66L146 67L147 65H146V66L143 65ZM162 66H163V65H162ZM167 66H168V65H167ZM174 66H175V65H174ZM184 66H185V65H184ZM197 66H198V65H197ZM197 66H196V67H197ZM250 66H252V65H250ZM15 67L17 68V66H15ZM15 67L12 66V68H15ZM30 67H31V66H30ZM101 67H102V66H101ZM101 67H99V68H101ZM179 67H180V66H179ZM185 67H186V66H185ZM262 67H263V66H262ZM0 68H1V66H0ZM16 68H15V69H16ZM86 68H88V67H86ZM94 68H96V67H94ZM107 68H108V67H107ZM114 68H117V67H114ZM119 68H121V67H119ZM149 68H151V67H149ZM154 68H155V67H154ZM168 68H169V67H168ZM186 68H187V67H186ZM216 68H217V67H216ZM246 68H247V67H246ZM250 68H251V67H250ZM250 68L248 67V69H250ZM17 69H18V68H17ZM24 69H25V68H24ZM34 69H35V68H34ZM84 69H85V68H84ZM102 69H103V68H102ZM117 69H118V68H117ZM133 69H134V68H133ZM151 69H152V68H151ZM163 69H165V67H163ZM170 69H171V68H170ZM172 69H173V68H172ZM253 69H254V68H253ZM257 69H258V68H257ZM1 70H0V71H1ZM9 70H10V67H9ZM19 70H20V68H19L17 71H19ZM21 70H22V69H21ZM21 70H20V71H21ZM30 70H31V69H30ZM85 70H86V69H85ZM100 70H101V69H100ZM118 70H119V69H118ZM139 70H140V68H139ZM142 70H143V69H142ZM144 70H146V68H145ZM160 70H161V69H160ZM174 70H175V69H174ZM177 70H178V68H177ZM185 70H186V69H185ZM211 70H212V69H211ZM234 70H235V69H234ZM11 71H12V69H11ZM20 71L18 72L20 75H17V77L19 76L18 78H20V81L22 80L21 82H22V85H23V83L26 82V81L24 80V82H23L22 76H24V75H23L22 73H24V72H26V71H24V70H23L24 72H23V71L20 72ZM34 71H35V70H34ZM80 71H81V70H80ZM95 71H96V70H95ZM98 71H99V70H98ZM137 71H138V69H137ZM157 71L159 72V70H157ZM166 71H167V70H166ZM166 71H165V72H166ZM172 71H173V70H172ZM179 71H180V70H179ZM230 71H231V70H230ZM242 71H243V70H242ZM262 71H263V70H262ZM9 72H10V71H9ZM9 72L7 71V73H9ZM12 72H13V73H14V72L16 73L15 70L12 71ZM12 72H11V73H12ZM114 72H115V71H114ZM143 72H144V71H143ZM143 72H142V73H143ZM147 72H148V71H147ZM150 72H151V71H150ZM150 72H149V73H150ZM167 72H168V71H167ZM215 72H216V71H215ZM0 73H1V72H0ZM13 73H12V75H14ZM18 73H16V74H18ZM90 73H91V72H90ZM129 73H130V72H129ZM129 73H128V74H129ZM140 73H141V72H140ZM142 73H141V74H142ZM154 73H157V72H154ZM217 73H218V72H217ZM247 73H248V71H247ZM1 74H2V73H1ZM1 74H0V76H1ZM3 74H2V75H3ZM24 74H25V73H24ZM28 74H29V73H28ZM128 74H127V75H128ZM143 74H145V73H143ZM159 74H161V72H159ZM166 74H167V73H166ZM170 74H171V72H170ZM170 74H169V75H170ZM212 74H214V73H212ZM257 74H258V73H257ZM261 74H262V73H261ZM4 75H5V74H4ZM4 75H3L2 77H5V76H6V75H5V76H4ZM7 75L9 76V74H7ZM12 75H10V76H12ZM34 75H37V74H34ZM134 75H135V74H134ZM221 75H222V74H221ZM224 75H225V74H224ZM231 75H232V74H231ZM263 75H264V74H263ZM14 76H15V75H14ZM20 76H21V77H20ZM41 76H42V75H41ZM48 76H49V75H48ZM100 76H101V75H100ZM115 76H116V75H115ZM123 76H124V75H123ZM130 76H131V75H130ZM146 76H147V74H146ZM152 76H153V75H152ZM182 76H183V75H182ZM245 76H246V75H245ZM245 76H244V79L246 80ZM249 76H250V74H249ZM253 76H256V75H253ZM17 77L15 76V77H12V78L15 79V78H17ZM43 77H44V76H43ZM104 77H105V76H104ZM112 77H113V76H112ZM116 77H117V76H116ZM121 77H122V76H121ZM175 77H176V76H175ZM219 77H220V76H219ZM224 77H225V76H224ZM228 77H229V78H227L228 81H229V80H232L233 78H237V79H233V80H236V82H237L238 78L241 77V76H239V77H238V76H237V77L235 76V77H234V75H232V77H231V76H228ZM12 78H10V80H11ZM23 78H24V77H23ZM26 78H29V77H26ZM33 78H34V77H33ZM35 78H36V77H35ZM39 78H41V77H38V80H39ZM51 78H52V77H51ZM64 78H65V77H64ZM113 78H114V77H113ZM127 78H128V77H127ZM167 78H168V77H167ZM179 78H180V77H179ZM179 78H178V79H179ZM182 78H183V77H182ZM206 78H207V77H206ZM225 78H226V77H225ZM225 78H224V79H225ZM247 78H248V75H247ZM254 78H255V77H254ZM256 78H257V77H256ZM4 79L6 80V78H4ZM4 79H3V81H5ZM7 79L9 80V77H7ZM14 79H13V80H14ZM29 79H31V77H30ZM36 79H37V78H36ZM36 79H35V80H36ZM46 79H48V78H46ZM211 79H212V78H211ZM216 79H217V76H216ZM251 79H252V78H251ZM251 79H250V80H251ZM1 80H2V79H1ZM124 80H125V79H124ZM163 80H164V79H163ZM165 80H167V79H165ZM179 80H180V79H179ZM179 80H178V81H179ZM188 80H189V79H188ZM218 80H219V79H218ZM227 80H226V81H227ZM245 80H244V81H245ZM250 80H249V82H250ZM254 80H255V79H254ZM254 80H253V81H254ZM257 80H258V79H257ZM257 80H256V81H257ZM259 80H261V79H259ZM6 81H7V80H6ZM20 81H19V82H20ZM29 81H30V80H29ZM32 81H33V80H32ZM36 81H37V80H36ZM36 81H35V82H36ZM45 81H46V80H45ZM47 81H48V80H47ZM52 81H53V80H52ZM54 81H55V80H54ZM104 81H105V80H104ZM110 81H111V80H110ZM118 81H119V80H118ZM175 81H177V80L175 79ZM239 81H240V80H239ZM241 81H242V80H241ZM261 81H262V80H261ZM0 82H1V81H0ZM10 82H11V81H10ZM13 82H14V81H13ZM21 82H20V83H21ZM60 82H61V80H60ZM101 82H102V80H101ZM182 82H183V81H182ZM188 82H189V81H188ZM217 82H219V81H217ZM224 82H225V81H224ZM232 82H235V81H232ZM236 82H235V83H236ZM246 82H247V81H246ZM1 83H2V82H1ZM8 83H9V82H8ZM33 83H34V81H33ZM38 83H39V81H38ZM98 83H99V82H98ZM104 83H105V82H104ZM190 83H191V82H190ZM203 83H204V82H203ZM212 83H213V82H212ZM221 83H223V82H221ZM221 83H220V84H221ZM225 83H226V82H225ZM228 83H229V82H228ZM228 83H227V84H228ZM230 83H231V82H230ZM257 83H258V82H257ZM261 83H263V82H261ZM3 84H4V83H3ZM29 84H30V83H29ZM39 84H40V83H39ZM62 84H63V83H62ZM62 84H61V85H62ZM106 84H108V83H106ZM181 84H182V83H181ZM205 84H206V83H205ZM213 84H214V83H213ZM237 84H238V83H237ZM246 84H247V83H246ZM248 84H249V83H248ZM24 85H25V83H24ZM30 85H32V82H31ZM34 85H35V83L33 84V86H34ZM58 85H60V84H58ZM184 85H185V83H184ZM187 85H188V84H187ZM228 85H229V84H228ZM230 85H231V84H230ZM233 85H235V84L233 83ZM256 85H257V84H256ZM0 86H1V85H0ZM9 86H10V84H9ZM40 86H41V85H40ZM51 86H52V85H51ZM55 86H56V85H55ZM185 86H186V85H185ZM189 86H190V84H189ZM217 86H218V85H217ZM221 86H222V85H221ZM221 86H220V87H221ZM263 86H264V85H263ZM1 87H2V86H1ZM4 87H5V86H4ZM22 87H23V86H22ZM25 87H26V86H25ZM211 87H212V86H211ZM227 87H229V86H227ZM236 87H237V86H236ZM240 87H241V86H240ZM254 87H255V85H254ZM11 88H12V87H11ZM11 88H10V89L8 88V89L11 90ZM27 88H28V87H27ZM39 88H41V87H39ZM212 88H213V87H212ZM5 89H6V87H5ZM5 89H4V90H5ZM15 89H16V88H15ZM20 89H21V88H20ZM137 89H138V88H137ZM210 89H211V88H210ZM223 89H224V88H223ZM229 89H230V87H229ZM255 89H256V88H255ZM13 90H14V89H13ZM13 90H11V92H13ZM24 90H25V89H24ZM142 90H143V89H142ZM230 90H231V89H230ZM247 90H248V89H247ZM0 91H3V90H0ZM15 91H16V90H15ZM17 91H18V93L20 94V99H21L22 97L25 98V95H23V94L21 95V93L19 92L18 89H17ZM37 91H38V90H37ZM53 91H54V90H53ZM59 91H60V90H59ZM243 91H244V90H243ZM256 91H257V90H256ZM5 92H7V91H5ZM22 92H23V91H22ZM43 92H44V91H43ZM50 92H51V91H50ZM223 92H224V91H223ZM241 92H242V91H241ZM253 92H254V91H253ZM1 93H2V92H1ZM8 93H9V91H8L7 93H5V95H6V96H9ZM29 93H30V92H29ZM40 93H41V92H40ZM52 93H53V92H52ZM136 93H137V92H136ZM139 93H140V92H139ZM143 93H144V92H143ZM224 93H225V92H224ZM260 93H261V92H260ZM262 93H263V92H262ZM13 94H14V93H13ZM13 94H12V95H13ZM15 94H17V93H15ZM15 94H14V95H15ZM24 94H25V92H24ZM42 94H43V93H42ZM42 94H40V95H42ZM45 94H47V92H46ZM53 94H54V93H53ZM257 94H258V93H257ZM3 95H4V94H3ZM5 95H4V96H5ZM10 95H11V93H10ZM27 95H28V94H27ZM59 95H61V94H59ZM146 95H147V94H146ZM229 95H230V93H229ZM240 95H241V94H240ZM243 95H244V94H243ZM243 95H242V96H243ZM262 95H263V94H262ZM0 96H1V95H0ZM6 96H5V97H6ZM21 96H22V97H21ZM50 96H51V95H49V96H44V97H45L44 100H43V96H41V97H42V100H43V101H41V100H40L41 98L38 99L39 96L37 95V97H38L37 99H38L39 102L36 100V97H34L35 99H33V100H36V102H35L36 104L34 103V105H33L34 108H35V106H37V104H38L37 108H39V109H40V108L42 109L43 106L45 107V106H46V104H45L46 101L48 102V100L51 99V98H49ZM55 96H56V95H55ZM55 96H54V97L51 96V97H52V99H51L52 102L54 101V99H58V98H59L58 96H57V98H55ZM223 96H224V95H223ZM235 96H236V95H235ZM251 96H252V95H251ZM263 96H264V95H263ZM2 97H3V96H2ZM2 97H1V98H2ZM14 97H15V96H14ZM16 97H17V96H16ZM16 97H15V98H16ZM31 97H32V96H31ZM46 97L49 98V99H47V100L45 101ZM224 97H225V96H224ZM227 97H228V96H227ZM236 97H237V96H236ZM17 98H18V97H17ZM23 98H22V99H23ZM26 98H28V97H26ZM53 98H54V99H53ZM62 98H63V97H62ZM142 98H143V97H142ZM144 98H146V97H144ZM148 98H149V97H148ZM148 98H146V99H148ZM233 98H234V97H233ZM237 98H238V97H237ZM243 98H244V97H243ZM8 99H9V98H8ZM11 99H12V98H11ZM22 99H21V100H22ZM59 99H60V98H59ZM224 99H225V98H224ZM244 99H245V98H244ZM253 99H255V98H253ZM257 99H258V98H257ZM2 100H3V98H2ZM13 100H14V99H13ZM18 100H19V98H18ZM21 100L19 101V105H18V106H20V104L23 103V102H21ZM26 100H27V99H26ZM29 100H30V99H29ZM177 100H178V99H177ZM232 100H233V99H232ZM241 100H242V99H241ZM251 100H252V99H251ZM5 101H6V100H5ZM5 101H3V102H5ZM27 101H28V100H27ZM27 101H26V102H27ZM40 101H41V102H40ZM66 101H67V99H66ZM227 101H228V100H227ZM247 101H248V99H247ZM12 102H13V101H12ZM20 102H21V103H20ZM37 102H38V103H37ZM42 102H45V103H44V105H43L42 107H40V106H41L40 104H42ZM54 102H55V101H54ZM54 102H53V103H54ZM56 102H57V101H56ZM56 102H55V103H56ZM150 102H151V101H150ZM172 102H173V101H172ZM206 102H207V101H206ZM236 102H238V101L236 100ZM236 102H235V103H236ZM253 102H254V101H253ZM6 103H7V102H5V104H6ZM8 103H9V102H8ZM15 103H16V101H15ZM17 103H18V101H17ZM24 103H25V99H24ZM48 103H49V102H48ZM50 103H51V101H50ZM50 103H49V105H47L48 108H50L51 104H53V103H51V104H50ZM207 103H208V102H207ZM246 103H247V102H246ZM258 103H259V102H258ZM0 104H1V103H0ZM56 104H58V102H57ZM59 104H60V103H59ZM61 104H63V103H61ZM73 104H74V103H73ZM232 104H233V103H232ZM16 105H17V104H16ZM21 105H23V104H21ZM24 105H25V104H24ZM71 105H72V104H71ZM251 105H253V104H251ZM261 105H262V104H261ZM263 105H264V104H263ZM0 106H1V105H0ZM5 106H6V105H5ZM53 106H54V104H53ZM154 106H155V105H154ZM256 106H257V105H256ZM256 106H255V107H256ZM13 107H14V106H13ZM26 107H27V106H26ZM29 107H30V106H29ZM54 107H55V109H56V108L58 107V105H57V107H56V105H55ZM59 107H60V106H59ZM64 107H65V106H64ZM67 107H68V106H67ZM252 107H253V106H252ZM3 108H4V107H3ZM7 108H9V107H5L4 109L6 110ZM19 108H22V107H19ZM19 108H18V109H19ZM23 108H24V107H23ZM34 108H32V109H34ZM52 108H53V107L51 106L50 109H51V111L53 112L54 108H53V109H52ZM61 108H62V107H61ZM69 108H70V106H69ZM159 108H160V107H159ZM178 108H179V106H178ZM249 108H250V107H249ZM249 108H248V109H249ZM26 109H27V108H26ZM26 109H25V110H26ZM39 109H38V111H39ZM45 109L47 110V108H45ZM179 109H180V108H179ZM182 109H183V108H182ZM2 110H3V109H2ZM11 110H13V109H12V107H11V105H10V110H9L10 113L8 112L9 115H10V114H11V115L14 114V113H15L14 111H16V109H14V111H12V112H13V113H12ZM29 110H31V109H29ZM34 110H35V109H34ZM36 110H37V109H36ZM43 110H44V108L42 109V111L40 110L38 113H41V112L44 113ZM56 110L59 112L58 108H57ZM56 110L54 111V113H55V112L58 113ZM63 110H64V108H63ZM155 110H156V109H155ZM238 110H239V109H238ZM18 111H22V110H18ZM18 111H16V112H18ZM27 111H28V110H27ZM153 111H154V109H153ZM180 111H181V110H180ZM234 111H235V110H234ZM250 111H251V110H250ZM252 111H253V110H252ZM5 112H6V111H5ZM31 112H32V111H31ZM35 112L37 113V111H35ZM68 112H70V111H68ZM156 112H157V111H156ZM239 112H241V111H239ZM239 112H238V113H239ZM246 112H247V111H246ZM1 113H2V112H1ZM1 113H0V114H1ZM25 113H27V112H25ZM25 113H24V114H25ZM29 113H30V112H29ZM29 113H28V114H29ZM54 113H53V114H54ZM56 113H55V114H56ZM154 113H155V112H154ZM233 113H234V112H233ZM238 113H237V114H238ZM255 113H256V112H255ZM8 114H7V116H8ZM34 114H35V113H34ZM48 114H49V113H48ZM53 114H52V115H53ZM55 114H54V115H55ZM61 114H62V113H61ZM61 114H60V115H61ZM65 114H66V113H65ZM69 114H70V113H69ZM249 114H250V113H249ZM249 114H248V115H249ZM256 114H257V113H256ZM3 115H4V114H3ZM11 115H10V117L12 118L13 115H12V116H11ZM15 115H16V114H14V116H15ZM18 115H19V114H18ZM18 115H17V116H18ZM20 115H21V114H20ZM42 115H43V114H42ZM56 115H57V114H56ZM150 115H151V114H150ZM158 115H159V114H158ZM238 115H239V114H238ZM240 115H241V114H240ZM25 116H26V115H25ZM39 116H41V115H38V117H39ZM46 116H47V115H46ZM46 116H45V119L48 118L50 115L47 116V117H46ZM241 116H242V115H241ZM252 116H253V115H252ZM1 117H3V116L1 115ZM33 117H34V116H33ZM42 117L44 118V116H42ZM42 117H41V118H42ZM150 117H151V116H150ZM155 117H156V115H155ZM175 117H176V116H175ZM242 117H243V116H242ZM250 117H251V116H250ZM5 118H6V117H5ZM11 118H10V119H11ZM13 118H14V117H13ZM13 118H12V119H13ZM17 118H18V117H17ZM43 118H42V119H43ZM51 118H52V117H51ZM57 118H58V116H57ZM60 118H61V117H60ZM255 118H256V117H255ZM255 118H254V119H255ZM0 119H1V118H0ZM7 119H8V117H7ZM7 119H6V120H7ZM10 119H9V120H10ZM36 119L38 120V118H36ZM45 119H43V120L45 121ZM48 119H49V118H48ZM54 119H55V117H54ZM54 119H53V120H54ZM146 119H147V118H146ZM175 119H176V118H175ZM177 119H178V118H177ZM241 119H242V118H241ZM243 119H246V118H243ZM258 119H259V118H258ZM24 120H25V119H24ZM39 120H40V118H39ZM50 120H51V119H50ZM55 120H57V119H55ZM60 120H61V119H60ZM62 120H63V119H62ZM148 120H149V119H148ZM161 120H162V119H161ZM173 120H174V119H173ZM236 120H237V119H236ZM16 121H17V120H16ZM18 121H19V120H18ZM22 121H23V120H22ZM25 121H27V120H25ZM109 121H110V120H109ZM137 121H138V120H137ZM178 121H179V120H178ZM240 121H241V120H240ZM252 121H253V120H252ZM3 122H4V121H3ZM3 122L1 123V125H3ZM7 122H10V121L7 120ZM28 122H29V120H28ZM33 122H34V120H33ZM51 122H52V121H51ZM53 122H54V121H53ZM55 122L59 123L58 121H55ZM60 122H61V121H60ZM135 122H136V121H135ZM142 122H143V121H142ZM144 122H145V121H144ZM159 122H160V121H159ZM176 122H177V121H176ZM238 122H239V121H238ZM5 123H6V122H5ZM12 123H13V122H12ZM12 123H11V124H12ZM16 123H17V122H16ZM21 123H22V122H21ZM23 123H24V121H23ZM26 123H27V122H26ZM105 123H106V122H105ZM147 123H148V121H147ZM151 123H152V122H151ZM157 123H158V122H157ZM162 123H163V122H162ZM166 123H167V122H166ZM236 123H237V122H236ZM245 123H247V122H245ZM7 124H8V123H7ZM7 124L5 125V127L3 126L4 128H0V136H2V138L4 139V140L2 139V141L0 140V141H1V143H0V148H2L3 151H4V150H5V151L8 150L9 148L11 149V147L8 148L7 146H8V145L11 146V144L13 143L12 141H14L13 139L16 140V135L12 136V134H15L16 131H17V133H16V134H17V141H16V142H17V144H20V145H21V143H20L21 141L19 142L20 138L18 137V135L22 134V133H20V132H21L20 130L24 129L23 127H21V126L19 125V126L21 127V129L19 128V129H18L19 131H18V130H16V129H17L16 126H15L16 129H14V127L12 126L13 124H12L11 126H12L13 129L15 130V131H13V132H15V133H12V134H11V132H12L13 129H12V128L10 129V126H9L10 123H9V125H8L9 127H6ZM46 124H47V123H46ZM99 124H100V123H99ZM99 124H98V125H99ZM103 124H104V123H103ZM135 124H136V123H135ZM138 124H139V123H138ZM142 124H143V123H142ZM153 124H155V123H153ZM164 124H165V122H164ZM1 125H0V127H2ZM15 125H17V124H15ZM27 125H28V124H27ZM41 125H42V124H41ZM50 125H52V124H50ZM56 125H57V124H56ZM56 125H55V126H56ZM58 125H61V124H58ZM63 125H64V124H63ZM111 125H112V124H111ZM118 125H119V124H118ZM124 125H125V124H124ZM145 125H146V124H145ZM28 126H29V125H28ZM39 126H40V125H39ZM43 126H44V125H43ZM46 126H47V125H46ZM66 126H67V125H66ZM84 126H87V125L85 124ZM88 126H89V125H88ZM90 126H91V125H90ZM103 126H104V125H103ZM103 126H102V127H103ZM141 126H142V125H141ZM157 126H158V125H157ZM157 126H155V127H157ZM51 127H52V126H51ZM67 127H68V126H67ZM94 127H95V126H94ZM106 127H107V126H106ZM108 127H109V126H108ZM111 127H112V126H111ZM126 127H127V126H126ZM128 127H129V126H128ZM137 127H138V126H137ZM143 127H144V126H143ZM146 127H147V126H146ZM153 127H154V126H153ZM5 128H6V129H5ZM7 128H9V130H8ZM29 128H30V127H29ZM31 128H33V129L31 130V131L33 132V130H34V126L31 127ZM37 128L39 129V127H37ZM54 128H55V127H53L52 130H54ZM57 128L59 129L60 127H57ZM113 128H114V126H113ZM116 128H117V127H116ZM41 129H42V128H41ZM41 129H39V130H41ZM43 129H44V131H45V128H43ZM58 129L56 130L57 132H58ZM60 129H61V128H60ZM63 129H64V128H63ZM90 129H91V128H90ZM93 129H94V128H93ZM121 129H123V127H122ZM127 129H128V128H127ZM140 129H141V128H140ZM148 129H149V128H148ZM161 129H162V128H161ZM10 130H11V132H10ZM35 130H36V128H35ZM39 130H36V131H38V133H39V132H40ZM49 130H50V129H49ZM91 130H92V129H91ZM94 130H95V129H94ZM97 130H98V129H97ZM150 130H151V129H150ZM150 130H148V131H150ZM26 131H27V130H26ZM26 131L24 130V132H26ZM36 131L33 132V133H37ZM56 131H55V132H56ZM105 131H106V130H105ZM125 131H126V130H125ZM143 131H145V130H143ZM143 131H142V132H143ZM146 131H147V130H146ZM148 131H147V132H148ZM152 131H153V129H152ZM152 131H151V132H152ZM18 132H19V134H18ZM22 132H23V131H22ZM63 132H64V130H63ZM90 132H91V131H90ZM130 132H132V131H130ZM133 132H134V131H133ZM133 132H132V134H133ZM138 132H139V131H138ZM147 132H146V133H147ZM151 132H150L149 134H151ZM27 133H29V132L27 131ZM30 133H31V132H30ZM38 133H37V134H38ZM51 133H52V131H51ZM102 133H104V132H102ZM118 133H119V132H118ZM143 133H144V132H143ZM42 134H43V133H41V135H42ZM49 134H50V133H49ZM72 134H73V133H72ZM98 134H99V133H98ZM105 134H106V132H105ZM130 134H131V133H130ZM153 134H154V133H153ZM246 134H247V133H246ZM249 134H250V133H249ZM263 134H264V133H263ZM27 135H28V134H27ZM35 135H36V134H35ZM41 135H40V136H41ZM51 135H52V134H51ZM51 135H50V136H51ZM106 135H107V134H106ZM143 135H144V134H143ZM30 136L32 137V135H30ZM87 136H88V135H87ZM136 136H137V135H136ZM161 136H162V135H161ZM9 137H11V139H12V137H14V138L12 139V141H9V140H11ZM20 137H22V136H20ZM25 137H26V135H25ZM34 137H35V139L37 140V136H34ZM38 137H39V135H38ZM48 137H49V136H48ZM52 137H53V136H52ZM54 137H55V136H54ZM56 137H57V135H56ZM75 137H76V136H75ZM99 137H100V136H99ZM106 137H107V136H106ZM116 137H117V136H116ZM123 137H125V136H123ZM128 137H129V135H128ZM18 138H19V140H18ZM22 138H23V137H22ZM27 138H28V136H27ZM27 138H26V139H27ZM41 138H42V136H41ZM41 138L38 139L37 141H36L34 138H32L33 141L36 142V143L34 142L35 145H36L37 143H39L38 146H39V145H40V146H41V145L43 146V144L41 143L42 141H39V140H42ZM43 138H44V137H43ZM92 138H93V137H92ZM96 138H97V137H96ZM119 138H120V137H119ZM130 138H132V137L130 136ZM133 138H134V137H133ZM261 138H262V136H261ZM30 139H31V138H30ZM46 139H47V138H46ZM48 139H49V138H48ZM48 139H47V140H48ZM56 139L58 140V138H56ZM83 139H84V138H83ZM113 139H114V138H113ZM47 140H46V141H47ZM49 140H50V139H49ZM54 140H55V139H54ZM57 140H55L53 143L51 142V144H52V145H51V148H53L54 151H55V150L58 151V149H59V147H58V149L56 148V143H55V142H58V141H59V140H58V141H57ZM81 140H82V139H81ZM97 140H98V139H97ZM118 140H119V139H118ZM262 140H263V139H262ZM22 141L24 142V140H22ZM26 141H27V140H26ZM28 141H29V138H28ZM30 141L32 142V140H30ZM46 141H44V142H46ZM258 141H259V139H258ZM10 142H11V143H10ZM65 142H66V141H65ZM67 142H68V141H67ZM252 142H253V140H252ZM9 143H10V144H9ZM24 143H25V142H24ZM32 143H33V142H32ZM54 143H55V147H52ZM59 143H60V142H59ZM249 143H250V142H249ZM249 143H248V144H249ZM255 143H256V142H255ZM262 143H263V142H262ZM13 144H14V146H15L16 148H17V147H20V149L17 150L18 148L16 149V148L14 147V150H12V152L15 151V150L21 152V150L23 149V148H22V147H23V146H22L23 144H22L21 146H20V145L17 146V144L15 145V143H13ZM26 144H27V143H25V146H26ZM28 144H29V143H28ZM28 144H27V145H28ZM46 144H49V143H46ZM70 144H71V142H70ZM59 145H60V144H59ZM165 145H166V144H165ZM246 145H247V144H245V146H246ZM249 145H250V147H251V144H249ZM254 145H255V144H254ZM36 146H37V145H36ZM42 146H41V148L36 147V148H37V149H36V148L34 147V145H33V147H34L33 149H35V150L31 149V150H33V151L31 152L32 155L29 156V155H30V153H29V154L27 155V156H29V157H28L27 159H26V158H23L24 160H23L22 158H20V156L17 157L18 154H19V152L17 153V156H16V153L13 152V153L15 154L14 157L16 156L17 158H20V159L23 160V161H21L20 159H19L18 161H15V160H17V158H16V159L14 158V160L11 161L12 158H13V157H12L13 155H8L7 153H6V154H7V157H6L7 159H6V158H5L6 155L4 154L5 156H3V155L1 154L2 152H1V149H0V168H1L2 166H4V167L7 166L8 168H10V169L6 170L7 168L5 169V168L3 167V169H5L7 173H8V171L10 172V170L13 171L12 173L10 172L9 175H8V174H5L6 176L8 175V177L10 178V175H11V174H13V176H15V175L18 173V169H19L20 167H22V168L25 167V168H24V170H25V174H22V175L20 174L21 172L24 173V170L21 169V170H19V172H20V171H21V172L18 173L17 175H21V176H22L21 178H24L25 175H27V177H28L27 179L29 180V178H30L29 182L31 181V183H32V182H33V183L35 182V184H36V183L38 184V182L41 181V180H43V182H45V179L48 177L49 174L47 173V174H48L47 177L44 178V176L46 175V174L44 173L45 170H46V168H45V169L43 168V167H45V165H44L45 163L42 164V165H43L42 167H41V165H39V164L43 163L42 160L47 159V157H49V156L52 155V154L48 153L49 156H46L45 158L43 157V158L41 159L42 156H41L40 154H41V153L43 154V153L45 152V150H46L45 147H44V146L42 147ZM45 146L47 147L48 145H45ZM12 147H13V145H12ZM60 147H61V146H60ZM66 147H67V146H66ZM164 147H166V146H164ZM172 147H173V146H172ZM5 148H8V149H5ZM30 148H31V147H30ZM42 148H44V149H42ZM48 148H49V147H48ZM48 148H47V149H48ZM54 148H55V149H54ZM152 148H153V147H152ZM12 149H13V148H12ZM25 149H26V148H25ZM38 149H41V151L44 150V152H40ZM66 149H67V148H66ZM169 149H170V148H169ZM171 149H172V148H171ZM238 149H239V148H238ZM240 149H242V147H241ZM246 149H247V148H246ZM23 150H24V149H23ZM23 150H22V152L20 153V155H21V154L24 155V153L27 154V153H26V150H27V149L25 150V152H23ZM49 150H50V148H49ZM51 150H52V149H51ZM51 150H50V151L47 150V152H53V150H52V151H51ZM178 150H179V149H178ZM28 151H29V150H28ZM57 151H55V152H57ZM72 151H73V150H72ZM77 151H78V150H77ZM86 151H88V150H86ZM150 151H151V150H150ZM6 152H7V151H6ZM10 152H11V151H10ZM10 152H9V153H10ZM12 152H11V153H12ZM29 152H30V151H29ZM55 152H53V153H55ZM143 152H144V151H143ZM177 152H178V151H177ZM13 153H12V154H13ZM57 153H58V152H57ZM57 153H55L56 156H59V155H57ZM60 153H61V152H60ZM60 153H59V154H60ZM68 153H69V152H68ZM117 153H118V152H117ZM154 153H155V152H154ZM157 153H158V152H157ZM159 153H160V152H159ZM173 153H174V152H173ZM45 154H47V153L45 152ZM45 154H44L43 156H45ZM55 154H53V156H51L50 158H54V159H55V157H56V156H54ZM168 154H169V153H168ZM171 154H172V153H171ZM176 154H177V153H176ZM249 154H250V152H249ZM65 155H66V154H65ZM78 155H79V154H78ZM120 155H121V154H120ZM122 155H124V153H123ZM137 155L139 156V154H137ZM153 155H154V154H153ZM250 155H251V154H250ZM9 156H11L12 158L10 159ZM25 156H26V155H25ZM27 156H26V157H27ZM95 156H96V155H95ZM110 156H111V155H110ZM127 156H129V155H127ZM154 156H155V155H154ZM156 156H157V155H156ZM172 156H173V155H172ZM257 156H259V155H257ZM22 157H23V156H22ZM59 157H60V156H59ZM59 157H57V158H59ZM90 157H91V156H90ZM102 157H103V156H102ZM102 157H101V158H102ZM111 157H112V156H111ZM121 157H122V156H121ZM147 157H148V156H147ZM151 157H152V156H151ZM173 157H174V156H173ZM177 157H178V156H177ZM4 158H5V159H4ZM8 158H9V159H8ZM57 158H56V159H57ZM131 158H132V157H131ZM139 158H140V157H139ZM152 158H153V157H152ZM156 158L158 159V157H156ZM249 158H252V157H249ZM258 158H259V157H258ZM54 159H53V160H54ZM65 159H66V158H65ZM72 159H73V158H72ZM74 159L77 160L76 157H75ZM74 159H73V160H74ZM98 159H99V157H98ZM135 159H136V158H135ZM135 159H134V160H135ZM164 159H165V158H164ZM176 159H177V158H176ZM252 159H253V158H252ZM256 159H257V158H256ZM25 160H26V161H25ZM39 160H41L42 162L40 163ZM50 160H51V159H50ZM58 160H59V159H58ZM58 160H57V161H58ZM75 160H74V163L76 164ZM79 160H81V162L83 161L82 159H78V162H79ZM92 160H93V158H92ZM99 160H100V159H99ZM108 160H109V159H108ZM152 160H153V159H152ZM171 160H172V159H171ZM70 161H71V160H70ZM112 161H113V160H112ZM114 161H115V159H114ZM141 161H143V160H141ZM147 161H148V160H147ZM260 161H261V160H260ZM260 161H259V162H260ZM44 162H45V160H44ZM55 162H56V161H55ZM72 162H73V161H72ZM78 162H77V163H78ZM83 162H84V161H83ZM83 162H82V163H83ZM85 162H86V161H85ZM107 162H108V161H107ZM137 162H138V161H137ZM152 162H153V161H152ZM155 162H156V161H155ZM165 162H167V161H165ZM165 162H163V163H165ZM170 162H171V161H170ZM261 162H262V161H261ZM47 163H48V162H46V164H47ZM50 163H52V162L50 161ZM56 163H57V162H56ZM60 163H61V157H60ZM60 163H59V164H60ZM67 163H68V162H67ZM67 163H66V166H67ZM110 163H111V161H110ZM117 163L119 164V161H118ZM138 163H139V162H138ZM142 163H143V162H142ZM142 163H141V164H142ZM59 164H55V165L61 166V165H59ZM80 164H81V163H80ZM86 164H87V163H85V165H86ZM94 164H95V163H94ZM97 164H98V163H97ZM111 164H112V163H111ZM131 164H132V163H131ZM144 164H145V163H144ZM146 164H147V163H146ZM149 164H150V163H149ZM157 164H158V163H157ZM212 164L214 165V163H212ZM37 165H39L41 168H40L39 166H37ZM47 165H49V163H48ZM52 165H53V163H52ZM62 165H63V164H62ZM69 165H70V164H69ZM83 165H84V164H83ZM87 165H88V164H87ZM103 165H104V164H103ZM109 165H110V164H109ZM116 165H117V164H116ZM116 165H115V166H116ZM128 165H129V164H128ZM132 165H133V164H132ZM135 165H136V164H135ZM158 165H159V164H158ZM158 165H157V166H158ZM160 165H161V164H160ZM164 165H165V164H164ZM254 165H255V164H254ZM256 165H257V164H256ZM260 165H261V164H260ZM29 166H30V167H29ZM49 166H50V165H49ZM58 166L56 167V170H57ZM71 166H72V163H71ZM73 166H75V165L73 164ZM77 166H78L79 169H80V166H81V165H79V163H78ZM91 166H92V165H91ZM97 166H98V165H97ZM99 166H100V165H99ZM110 166H111V165H110ZM122 166H123V165H122ZM137 166H139V165H137ZM142 166H143V165H142ZM144 166H145V165H144ZM147 166H148V165H147ZM153 166H154V165H153ZM215 166H216V165H215ZM15 167H17V168H15ZM18 167H19V168H18ZM27 167H28V169H27ZM69 167H70V166H69ZM78 167H76V168H78ZM89 167H90V165H89ZM101 167H102V166H101ZM108 167H109V166H108ZM118 167H119V166H118ZM132 167H133V166H132ZM151 167H152V166H151ZM159 167H160V166H159ZM216 167H217V166H216ZM42 168L44 169V170H43L44 172L42 171ZM51 168H52V167H51ZM51 168H47V170H49V169H51ZM53 168H54V165H53ZM66 168H67V167H66ZM82 168H83V167H82ZM93 168H94V167H93ZM116 168H117V167H116ZM136 168H139V167H136ZM252 168H253V167H252ZM255 168H256V166H255ZM258 168H259V167H258ZM15 169H16V170H15ZM26 169H27V170H26ZM61 169H65V167H64V168H61ZM98 169H99V167H98ZM105 169H106V167H105ZM117 169H118V168H117ZM119 169H120V168H119ZM142 169H143V168H142ZM1 170H2V169H1ZM22 170H23V171H22ZM51 170H53V169H51ZM51 170H50V172H51ZM68 170H69V169H68ZM87 170H88V169H87ZM112 170H113V169H112ZM114 170H115V169H114ZM129 170H130V169H128V171H129ZM140 170H141V169H140ZM256 170H257V169H256ZM263 170H264V169H263ZM14 171H17V172H14ZM53 171H54V170H53ZM60 171H61V170H60ZM131 171H132V170H131ZM141 171H142V170H141ZM0 172H1V171H0ZM2 172L6 173V172L3 171V170H2ZM42 172H43L45 175L41 177V176H39V175H41ZM46 172H47V171H46ZM54 172H55V171H54ZM57 172H58V170H57ZM62 172H63V170H62ZM62 172H61V173H62ZM103 172H104V171H103ZM106 172H108V171L106 170ZM109 172H110V171H109ZM247 172H248V171H247ZM247 172H246V174H247ZM254 172H256V171H254ZM257 172H258V171H257ZM4 173H3V174H4ZM43 173H42V175H43ZM72 173H73V172H72ZM74 173H75V171H74ZM91 173H92V172H91ZM94 173H95V172H94ZM243 173H244V172H243ZM248 173H249V172H248ZM53 174H55V173H53ZM102 174H103V173H102ZM105 174H106V173H105ZM257 174H259V172H258ZM1 175H2V173H1ZM23 175H24V177H23ZM50 175H51V174H50ZM55 175H56V174H55ZM87 175H88V174H87ZM250 175H251V174H250ZM53 176H54V175H53ZM91 176H93V175L91 174ZM238 176H239V174H238ZM245 176H246V175H245ZM260 176H262V173L260 174ZM1 177H2V176H1ZM17 177H18V176H16V179H15L14 181L11 180V179H14V177H13V178H10V181H8V182H7V180H9V178L6 177V178H7V180L5 179L6 181H5V180H4V181H3V180H2V181L0 180V183H1L0 185H2V182H7L8 184H11V186H12V185L14 184V182H16V181H17L16 184L18 183V184L21 185L20 182H22L23 179H20V178L18 177V178L20 179V180H18ZM55 177H56V176H55ZM94 177H96V176H94ZM98 177H99V175H98ZM42 178H44V179H42ZM70 178H71V177H70ZM233 178H234V177H233ZM237 178H238V177H237ZM244 178H245V177H244ZM250 178H251V177H250ZM25 179H26V177H25ZM25 179H24L23 181H25ZM40 179H41V180H40ZM49 179H50V178H49ZM58 179H59V178H58ZM92 179H93V178H92ZM95 179L97 180V178H95ZM98 179H99V178H98ZM140 179H141V177H140ZM251 179H252V178H251ZM51 180H52V177H51ZM53 180H54V179H53ZM71 180H72V179H71ZM130 180H133V179L131 178ZM134 180H135V179H134ZM134 180H133V181H134ZM195 180H196V179H195ZM217 180H218V179H217ZM253 180L255 181L254 177H253ZM46 181H47V180H46ZM60 181H61V180H60ZM78 181H79V180H78ZM140 181H141V180H140ZM199 181H200V180H199ZM249 181H251V180H249ZM257 181H258V180L256 179L255 183H257ZM75 182H76V181H75ZM218 182H219V181H218ZM261 182H262V180H261ZM7 183H6V184H7ZM12 183H13V184H12ZM25 183H26V182H25ZM33 183H32V184H33ZM52 183H53V182H52ZM80 183H81V182H80ZM207 183H208V182H207ZM222 183H223V182H222ZM227 183H228V182H227ZM234 183H235V182H234ZM248 183H249V182H248ZM250 183H251V182H250ZM250 183H249L248 185L251 186V187H253V186L255 185V183H253V181H252V184H251V185H250ZM8 184L6 185V187L8 186ZM22 184H24V182H22ZM26 184H27V183H26ZM26 184H25V185H26ZM28 184H30V183H28ZM28 184H27V185H28ZM32 184H31V185H32ZM42 184H43V183H42ZM44 184H45V183H44ZM53 184H55V183H53ZM53 184H52V185H53ZM56 184H57V183H56ZM56 184H55V186H56ZM61 184H62V183H61ZM147 184H148V183H147ZM167 184H168V183H167ZM195 184H196V183H195ZM200 184H201V183H200ZM214 184H215V183H214ZM259 184H260V183H259ZM25 185H23V188H24V189H27V187H24ZM27 185H26V186H27ZM57 185H58V184H57ZM85 185H87V184H85ZM197 185H198V184H197ZM201 185H202V184H201ZM234 185H235V184H234ZM257 185H258V183L256 184V186H257ZM3 186H5V183H4ZM3 186H2V188H3L4 191H5V187H3ZM11 186L9 185V186H8L9 188L7 187L8 190H10V191H12L13 189H16V186H17V188L19 187V185H16L14 188L12 187L13 189H10ZM33 186H34V185H33ZM40 186H41V183H40ZM58 186H59V185H58ZM68 186H69V185H68ZM80 186H82V185H80ZM83 186H84V185H83ZM93 186H94V185H93ZM165 186H166V185H165ZM226 186H227V185H226ZM244 186H245V185H244ZM249 186H248V187H249ZM256 186H254V187H256ZM30 187H31V186H30ZM30 187H29V189H30ZM56 187H57V186H56ZM59 187H60V186H59ZM76 187H77V186H76ZM100 187L102 188V186H100ZM173 187H175V186H173ZM190 187H191V186H189V188H190ZM202 187H203V186H202ZM19 188H21V186H20ZM23 188L21 189V191L23 190V193H24L25 191H24ZM51 188H52V187H51ZM161 188H162V187H161ZM177 188H178V187H177ZM179 188H181V187H179ZM216 188H217V187H216ZM223 188H226V187L223 186ZM239 188H240V187H239ZM241 188H242V186H241ZM243 188H244V187H243ZM34 189H35V186H34ZM34 189H33V190H34ZM37 189H38V188L36 187V189H35L34 191H32V192H35ZM42 189H43V188H42ZM49 189H50V188H49ZM49 189H48V190H49ZM59 189H60V188H59ZM69 189H70V188H69ZM87 189H88V186H87ZM152 189H153V188H152ZM166 189H167V188H166ZM202 189H203V188H202ZM205 189H206V188H205ZM235 189H236V188H235ZM251 189H252V188H251ZM261 189H262V188H261ZM39 190H40V189H39ZM90 190H91V189H90ZM149 190H150V189H149ZM221 190H222V187H221ZM224 190H225V189H224ZM238 190H239V189H238ZM240 190H241V189H240ZM255 190H256V189H255ZM262 190H264V189H262ZM262 190H261V191H262ZM6 191H7V190H6ZM6 191H5V192H6ZM10 191H8V194H9ZM13 191H17V190H13ZM13 191H12V193H13ZM21 191H20V189H18V192H21ZM29 191H30V190H29ZM40 191L43 192L42 190H40ZM57 191H58V190H57ZM60 191H61V190H60ZM171 191H172V190H171ZM174 191H175V190H173V192H174ZM206 191H207V190H206ZM245 191H246V190H245ZM249 191H250V190H249ZM26 192H27V191H26ZM30 192H31V191H30ZM32 192H31V195L34 194V193L32 194ZM36 192L38 193L39 191L37 190ZM52 192H53V191H52ZM64 192H65V191H64ZM72 192H73V191H72ZM88 192H89V191H88ZM173 192H172V194H174ZM209 192H210V191H209ZM227 192H228V191H227ZM235 192H236V191H235ZM235 192H234V193H235ZM239 192H241V191H239ZM3 193H4V192H3ZM10 193H11V192H10ZM15 193H16V192H15ZM54 193H55V191H54ZM92 193H93V192H92ZM162 193H163V192H162ZM177 193H180V192H177ZM211 193H212V192H211ZM232 193H233V192H232ZM249 193H250V192H249ZM249 193H248V195H249ZM255 193H256V192H255ZM18 194H20V193H18ZM18 194L16 193V194H14V195H18ZM21 194H22V192H21ZM21 194H20V195H21ZM24 194H26V193H24ZM38 194H39V193H38ZM38 194L36 195V193H35L34 195L38 196ZM50 194H51V193H50ZM85 194H87V193H85ZM147 194L149 195V193H147ZM147 194H146V195H147ZM238 194H239V193H238ZM250 194H251V193H250ZM262 194H263V193H262ZM1 195H2V194H1ZM5 195H7V194H5ZM5 195L3 194L2 197H4ZM22 195H23V194H22ZM27 195H28V194H27ZM39 195H41V194H39ZM42 195H43V194H42ZM42 195H41V196H42ZM61 195H62V194H61ZM74 195H75V194H74ZM215 195H216V194H215ZM225 195H226V194H225ZM234 195H235V194H234ZM7 196H8V195H7ZM36 196H35V197H36ZM46 196H47V195H46ZM46 196H45V197H46ZM62 196H63V195H62ZM68 196H69V195H68ZM72 196H73V195H72ZM103 196H104V195H103ZM143 196H144V195H143ZM218 196H219V195H218ZM228 196H229V195H228ZM23 197H25V195H24ZM23 197H21V198H23ZM28 197H32V196L29 195ZM33 197H34V196H33ZM38 197H39V196H38ZM66 197H67V196H66ZM82 197H83V196H82ZM141 197H142V196H141ZM150 197H151V196H150ZM261 197H262V195H261ZM0 198H1V197H0ZM10 198H12V197L10 196ZM15 198H18V196L15 197ZM19 198H20V197H19ZM36 198H37V197H36ZM39 198H40V197H39ZM42 198H43V197H42ZM59 198H60V197H59ZM77 198H78V197H77ZM105 198H106V197H105ZM135 198H136V197H135ZM152 198H153V196H152ZM155 198H157V197H155ZM223 198H224V197H223ZM229 198H230V197H229ZM248 198H249V197H248ZM3 199H4V198H3ZM3 199H1V200L3 201ZM6 199H7V198H6ZM6 199H5V201H6ZM25 199H26V198H25ZM31 199H32V198H31ZM34 199H35V198H34ZM37 199H38V198H37ZM46 199H47V198H46ZM68 199H69V198H68ZM70 199L73 200L72 198H70ZM87 199H88V198H87ZM101 199H102V198H101ZM110 199H111V198H110ZM147 199H148V198H147ZM221 199H222V198H221ZM225 199H226V198H225ZM240 199H241V198H240ZM242 199H243V198H242ZM246 199H247V198H246ZM11 200H12V199H11ZM14 200H16V199H14ZM26 200H27V199H26ZM40 200H41V198H40ZM53 200H54V199H53ZM57 200H58V199H57ZM64 200H65V199H64ZM76 200H77V199H76ZM78 200H79V199H78ZM88 200H89V199H88ZM98 200H99V199H98ZM106 200H107V199H106ZM143 200H144V198L142 199V201H143ZM255 200H256V199H255ZM255 200H254V201H255ZM9 201H10V200H9ZM24 201H25V200H24ZM50 201H51V200H50ZM103 201H104V200H103ZM110 201H111V200H110ZM126 201H127V200H126ZM128 201H129V200H128ZM139 201H140V200H139ZM145 201H146V200H145ZM220 201H221V200H220ZM239 201H240V200H239ZM0 202H1V201H0ZM11 202H12V201H11ZM28 202H30V201L28 200ZM34 202H35V201H34ZM36 202H37V200H36ZM46 202H47V201H46ZM53 202H54V201H53ZM69 202H70V204H71V201H70V200H69ZM72 202H73V201H72ZM82 202H83V201H82ZM93 202H95V201H93ZM107 202H108V201H107ZM140 202H141V201H140ZM153 202H154V201H153ZM158 202H159V199H158ZM160 202H162V201H160ZM255 202H256V201H255ZM260 202H261V201H260ZM4 203H5V202H4ZM44 203H45V202H44ZM57 203H58V202H57ZM141 203H142V202H141ZM233 203H234V202H233ZM242 203H243V202H242ZM248 203H249V202H248ZM252 203H253V202H252ZM262 203H263V202H262ZM0 204H2V203H0ZM14 204H16V203H14ZM18 204H19V203H18ZM18 204H17V205H18ZM29 204H30V203H29ZM31 204H32V202H31ZM31 204H30V205H31ZM45 204H46V203H45ZM75 204H76V203H75ZM75 204H74V205H75ZM78 204H81V203H78ZM103 204H104V203H103ZM113 204H114V203H113ZM122 204H123V203H122ZM135 204H136V201H135ZM135 204H134V205H135ZM148 204H149V203H148ZM156 204H157V203H156ZM255 204H256V203H255ZM6 205H7V204H6ZM9 205H10V204H9ZM11 205H12V204H11ZM30 205H29V206H30ZM37 205H39V204H37ZM40 205H41V204H40ZM43 205H44V204H43ZM43 205H42V206H43ZM87 205H88V204H87ZM90 205H91V204H90ZM126 205H127V204H126ZM141 205H142V204H141ZM151 205H153V204H151ZM220 205H221V204H220ZM226 205H227V204H226ZM226 205H225V206H226ZM236 205H237V204H236ZM236 205L234 204V206H236ZM12 206H13V205H12ZM76 206H79V205H76ZM95 206H96V205H95ZM97 206H98V205H97ZM158 206H159V204H158ZM218 206H219V205H218ZM222 206H223V205H222ZM230 206H231V205H230ZM260 206H261V205H260ZM260 206H259V207H260ZM262 206H263V204H262ZM13 207H14V206H13ZM30 207H31V206H30ZM69 207H70V206H69ZM105 207H106V206H105ZM109 207L111 208L112 206L109 205ZM113 207H114V206H113ZM116 207H118V206H116ZM128 207H129V206H128ZM140 207H141V206H140ZM142 207H143V206H142ZM161 207H162V206H161ZM254 207H255V206H254ZM16 208H17V207H16ZM39 208H40V207H39ZM64 208H65V207H64ZM97 208H98V207H97ZM100 208H101V207H100ZM124 208H125V207H124ZM124 208H123V209H124ZM17 209H18V208H17ZM19 209H20V208H19ZM24 209H25V208H24ZM26 209H27V208H26ZM26 209H25V210H26ZM36 209H37V208H36ZM40 209H41V208H40ZM90 209H91V208H90ZM92 209H93V208H92ZM102 209H103V208H102ZM106 209H107V208H106ZM125 209H126V208H125ZM133 209H134V208H133ZM143 209H144V208H143ZM222 209H223V207H222ZM249 209H250V208H249ZM1 210H2V209H1ZM12 210H13V209H12ZM12 210H10V211H12ZM21 210H22V209H21ZM29 210H30V209H29ZM37 210H38V209H37ZM58 210H59V209H58ZM74 210H75V209H74ZM94 210H95V209H94ZM112 210H114V209H112ZM118 210H119V209H118ZM135 210H136V209H135ZM224 210H225V209H224ZM229 210H230V208H229ZM251 210H252V208H251ZM261 210H262V211H261V213H260L259 215L253 212L254 214L250 213L249 216H248V214H247L246 216H248V217L245 218V219H241V220H239V217H236V215L233 214L234 212H233L232 214H229V215L224 216L221 220H218V223L220 222V226H219V227L221 228V229H220V232H222L221 230H223V229H229V230H232L233 232H234V231L241 232V231H243V230L245 231L246 229L248 230V229L252 228L254 225H257V224H258V225H260L261 228H260V229L258 228L259 230L256 232V235L254 234V235H255L254 237L257 236V237H261V238L264 239V206L262 207ZM5 211H7V210H5ZM46 211H47V210H46ZM55 211H56V210H55ZM82 211H83V210H82ZM119 211H120V210H119ZM123 211H124V210H123ZM157 211H158V210H157ZM186 211H188V210H186ZM230 211H231V210H230ZM238 211H239V210H238ZM242 211H244V210H242ZM248 211H250V210H248ZM248 211H247V212H248ZM0 212H1V211H0ZM27 212H28V211H27ZM65 212H66V211H65ZM68 212H69V211H68ZM76 212H77V211H76ZM101 212H102V211H101ZM103 212H104V211H103ZM116 212H117V211H116ZM120 212H121V211H120ZM153 212H154V211H153ZM174 212H175V211H174ZM224 212H225V211H224ZM256 212H257V211H256ZM258 212H259V211H258ZM258 212H257V213H258ZM7 213H8V212H7ZM11 213H12V212H11ZM47 213H48V212H47ZM55 213H56V212H55ZM66 213H67V212H66ZM92 213H94V212L92 211ZM96 213H98V211H97ZM96 213H95V214H96ZM122 213H123V212H122ZM122 213H121V214H122ZM127 213H128V212H127ZM180 213H181V212H180ZM236 213H237V212H236ZM238 213H239V212H238ZM0 214H1V213H0ZM2 214H3V213H2ZM9 214H10V213H9ZM20 214H22V213H20ZM29 214H30V213H29ZM56 214H57V213H56ZM59 214H60V213H59ZM82 214H83V213H82ZM85 214H86V213H85ZM110 214H111V213H110ZM124 214H126V213H123V215H124ZM133 214H134V213H133ZM174 214H175V213H174ZM219 214H220V213H219ZM251 214L254 215V216H252ZM11 215H12V214H11ZM15 215H16V214H15ZM50 215H51V214H50ZM116 215H117V213H116ZM127 215H129V214H127ZM149 215H150V214H149ZM172 215H173V214H172ZM212 215H213V214H212ZM243 215H244V214H243ZM250 215H251V217H250ZM255 215H257V216H255ZM1 216L3 217V215H1ZM4 216H5V215H4ZM41 216H42V215H41ZM54 216H55V215H54ZM58 216H59V215H57V217H58ZM64 216H66V215H64ZM70 216H71V215H70ZM74 216H75V215H74ZM92 216H93V215H92ZM103 216H104V215H103ZM114 216H115V215H114ZM135 216H136V215H135ZM143 216H146V215H143ZM210 216H211V215H210ZM213 216H214V215H213ZM238 216H239V215H238ZM15 217H16V216H14V219H15ZM25 217H27V216H25ZM77 217H78V216H77ZM79 217H80V216H79ZM128 217H129V216H128ZM162 217H163V216H162ZM164 217H165V215H164ZM214 217H215V216H214ZM214 217H213V218H214ZM243 217H244V216H243ZM253 217H254V218H253ZM0 218H1V217H0ZM3 218H7V217H3ZM20 218H21V217H20ZM20 218H19V219H20ZM23 218H24V217H22L21 219H23ZM29 218H30V217H29ZM55 218H56V217H55ZM84 218H85V217H84ZM88 218H89V217H88ZM155 218H156V217H155ZM209 218H211V217H209ZM1 219H2V218H1ZM7 219H8V218H7ZM12 219H13V218H12ZM14 219L11 220V221H13V222L10 223V225L13 224V226L11 225L10 228H8V227L6 226V228H7V230H6V234H5V232H3V233L0 235V236H1V237H0V246H2V248H7L8 244H9L10 246H8L7 250H5V249H4V250H5V252L7 251L6 253H8V252H10L11 250H13V252H12V251H11V252L14 253V254H11V253H10L11 255H13V257H15V252L18 253L19 251L16 250L17 248L15 249L16 251H14V249L9 248V247L12 246V245L10 244V242H12V244H13V242H15L14 244H16L17 241L20 239V237H23V236L25 237V235H27V237H28V234H29V236H31V238H32V236H33L35 233H37V232L39 233L40 231H42V230H41V228H42L41 226L44 227V225L42 224L43 222H42L40 219L37 220V219L35 218L38 222H39V221L41 222V224H42L41 226L39 225L40 223L38 224L41 228H40L38 225H37V226H36V225H35V226L33 225V224L38 223V222H36V220H35V223L31 224V225H33V226H30V225H29L30 222H29L28 220H30L31 218H30V219H26V220H25V218H24V220H22V221H19V219H17V218H16V219H17L18 221H16V220L14 221ZM32 219H33V218H32ZM43 219H44V218H43ZM65 219H66V218H65ZM67 219H68V218H67ZM69 219H70V218H69ZM75 219H76V218H75ZM79 219H80V218H79ZM101 219H102V217H101ZM111 219H112V218H111ZM116 219H118V218H116ZM219 219H220V218H219ZM81 220H82V219H81ZM81 220H80V221H81ZM93 220H94V219H93ZM99 220H100V218H99ZM121 220H123V219L121 218ZM214 220H215V218H214ZM11 221H9V222H11ZM24 221H26V222L28 221V222H27L28 225L25 224V223H23ZM31 221H32V220H31ZM45 221H46V220H45ZM49 221H50V220H49ZM49 221H48V222H49ZM70 221H71V220H70ZM75 221H77V220H75ZM88 221H89V220H88ZM101 221H102V220H101ZM131 221H132V220H131ZM137 221H138V220H137ZM179 221H180V220H179ZM205 221H206V220H205ZM210 221H211V220H210ZM6 222L8 223V221H6ZM20 222H22L21 224H23V225H20ZM32 222H33V221H32ZM48 222H47V223H48ZM51 222H52V221H51ZM85 222H86V221H85ZM96 222H97V221H96ZM108 222H109V221H108ZM115 222H116V221H115ZM118 222H119V221H118ZM120 222H121V221H120ZM157 222H159V221H157ZM47 223H46L45 225H48L50 222H49L48 224H47ZM62 223H63V222H62ZM66 223H67V222H66ZM69 223H70V222H69ZM71 223H72V222H71ZM76 223H77V222H76ZM113 223H114V222H113ZM133 223H134V222H133ZM143 223H144V222H143ZM152 223H153V222H152ZM181 223H182V221H181ZM196 223H197V222H196ZM196 223H195V224H196ZM207 223H208V222H207ZM0 224H1V222H0ZM8 224H9V223H8ZM24 224H25V226H24ZM94 224H95V223H94ZM131 224H132V223H131ZM136 224H137V223H136ZM174 224H175V222H174ZM192 224H194V223H192ZM50 225H51V223H50ZM50 225H48L49 228L52 226V225H51V226H50ZM53 225H54V224H53ZM72 225H73V224H72ZM72 225H71V226H72ZM100 225H101V224H100ZM103 225H104V224H103ZM133 225H134V224H133ZM140 225H141V224H140ZM145 225H146V224H145ZM147 225H148V224H147ZM205 225H206V224H205ZM212 225L215 226V224H212ZM216 225H218V224L216 223ZM261 225H262V226H261ZM2 226H3V225H2ZM8 226H9V225H8ZM21 226H23V227H21ZM56 226H57V225H56ZM62 226H63V225H62ZM83 226H84V225H83ZM127 226H128V225H127ZM143 226H144V225H143ZM152 226H153V225H152ZM160 226H161V225H160ZM3 227H4V226H3ZM3 227H2V228H3ZM53 227H54V226H52L51 228H53ZM68 227H69V226H68ZM75 227H76V226H75ZM96 227H97V226H96ZM110 227H111V226H110ZM132 227H133V226H132ZM132 227H131V228H132ZM134 227H136V226L134 225ZM149 227H150V226H149ZM185 227H186V226H185ZM185 227H184V228H185ZM196 227H197V226H196ZM199 227H201V226H199ZM205 227H206V226H205ZM215 227H216V226H215ZM255 227H256V226H254L253 228H255ZM257 227H258V226H257ZM46 228H47V227L44 228L46 232L43 233V232H44V229H43L42 234H46V233H48L49 231H50L49 234L51 233V230H50L49 228H47V229L49 230V231H47ZM85 228H86V227H85ZM115 228H116V227H115ZM128 228H129V227H128ZM140 228H141V227H140ZM146 228H148V227H146ZM150 228H151V227H150ZM193 228H194V227H193ZM210 228H211V227H210ZM210 228H209V229H210ZM213 228H214V227H213ZM3 229H5V228H3ZM55 229H56V228H55ZM82 229H83V228H82ZM107 229H109V226H108ZM117 229H119V228H117ZM120 229H121V228H120ZM137 229H138V228H137ZM143 229H145V228H143ZM148 229H149V228H148ZM152 229H153V228H152ZM156 229H157V228H156ZM163 229H165V227H164ZM173 229H174V228H173ZM181 229H182V227H181ZM190 229H191V228H190ZM211 229H212V228H211ZM1 230H2V229H1ZM53 230H54V228H53ZM57 230H59V229H57ZM66 230H67V228H66ZM109 230H110V229H109ZM122 230H123V229H122ZM122 230H121V232H122ZM124 230H125V229H124ZM126 230H127V229H126ZM126 230H125V231H126ZM138 230H139V229H138ZM149 230H150V229H149ZM176 230H177V229H176ZM185 230H186V229H185ZM192 230H194V229H192ZM202 230H204V229H202ZM206 230H207V229H206ZM215 230H216V228H215ZM247 230H246V231H247ZM251 230H253V229H251ZM254 230H255V229H254ZM254 230H253V231H254ZM4 231H5V230H4ZM54 231H55V230H54ZM86 231H88V230H86ZM107 231H108V230H107ZM125 231H124V232H125ZM134 231H135V230H134ZM152 231H153V230H152ZM211 231H212V230H211ZM213 231H214V229H213ZM224 231H225V230H224ZM232 231H231V232H232ZM248 231H249V230H248ZM64 232H66V231H64ZM83 232H84V231H83ZM109 232H110V231H109ZM115 232H116V231H115ZM117 232H119V231H117ZM204 232H206V231H204ZM209 232H210V231H209ZM215 232H217V231H215ZM215 232H214V233H215ZM226 232H227V231H226ZM226 232H225V233H226ZM228 232H229V231H228ZM33 233H34V234H33ZM38 233H37V234H38ZM66 233H67V232H66ZM71 233H73V232H71ZM76 233H78V232H75V234H76ZM80 233H81V232H80ZM88 233H89V232H88ZM133 233H134V232H133ZM190 233H191V232H190ZM212 233H213V232H212ZM218 233H219V232H218ZM4 234H5V236H4ZM32 234H33V235H32ZM39 234H41V233H39ZM39 234H38V235H39ZM53 234H54V232H53ZM55 234H56V233H55ZM82 234H86V233H82ZM114 234H115V233H114ZM123 234H124V233H123ZM126 234H127V233H126ZM128 234H129V233H128ZM173 234H174V233H173ZM191 234H192V233H191ZM194 234H195V231H194ZM210 234H211V233H210ZM220 234H221V233H220ZM222 234H223V232H222ZM222 234H221V235H222ZM230 234H231V233H230ZM251 234H252V233H251ZM2 235H3V236H2ZM38 235H37V237H38ZM47 235H48V234H47ZM50 235H51V234H50ZM58 235H59V234H58ZM69 235H70V230H69ZM71 235H72V234H71ZM71 235H70V236H71ZM79 235H80V234H79ZM79 235H78V236H79ZM91 235H93V234H91ZM91 235H90V236H91ZM96 235H97V234H95V236H96ZM182 235H183V234H182ZM201 235H202V234H201ZM203 235L206 236L207 234H203ZM226 235H227V234H226ZM228 235H229V233H228ZM234 235H235V234H234ZM35 236H36V235H35ZM41 236H42V235H40V237H41ZM60 236H61V235H60ZM62 236L64 237V235H62ZM73 236H74V235H73ZM177 236H178V235H177ZM207 236H208V235H207ZM209 236H210V235H209ZM213 236H214V234H213ZM216 236H217V235H216ZM237 236H238V233H237ZM252 236H253V234H252ZM24 237H23V238H24ZM37 237H35V238H37ZM43 237H44V236H43ZM43 237H42V238H43ZM45 237H46V235H45ZM45 237H44V238H45ZM51 237H52V236H51ZM66 237H67V236H66ZM68 237H69V236H68ZM88 237H89V236H88ZM173 237H174V236H173ZM181 237H182V236H181ZM189 237H190V236H189ZM194 237H195V236H194ZM197 237H198V236H197ZM217 237H218V236H217ZM224 237H225V235H224ZM231 237H232V235H231ZM231 237H230V238H231ZM240 237H241V236H240ZM242 237H244V236H242ZM245 237H246V236H245ZM248 237H249V236H248ZM14 238L17 239V241H15ZM25 238H26V237H25ZM29 238H30V237H29ZM82 238H84V237H82ZM154 238H155V237H154ZM163 238H164V236H163ZM175 238H177V237H175ZM195 238H196V237H195ZM199 238H200V237H199ZM206 238H207V237H206ZM212 238H213V237H212ZM228 238H229V237H228ZM235 238H236V236H235ZM246 238H247V237H246ZM13 239H14V240H13ZM32 239H33V238H32ZM38 239H39V237H38ZM57 239H60V238H57ZM62 239H63V238H62ZM69 239H70V237H69ZM161 239H162V238H161ZM167 239H168V238H167ZM171 239H172V238H171ZM185 239H186V238H185ZM187 239H188V238H187ZM196 239H197V238H196ZM202 239H203V238H202ZM208 239H209V238H208ZM236 239H237V238H236ZM243 239H244V238H243ZM250 239H251V238H250ZM250 239H249V240H250ZM252 239H253V238H252ZM257 239H258V238H257ZM22 240H23V239H22ZM35 240H36V239H35ZM35 240H34V241H35ZM41 240H42V239H41ZM54 240H55V239H54ZM67 240H68V238H67ZM120 240H121V239H120ZM159 240H160V239H159ZM163 240H164V239H163ZM211 240H212V239H211ZM219 240H222V238L219 239ZM226 240H227V239H226ZM226 240H224V242H225ZM229 240H231V239H229ZM229 240H228V241H229ZM241 240H242V239H240V241H241ZM247 240H248V239H247ZM19 241H20V240H19ZM19 241H18V242H19ZM34 241H33V242H34ZM52 241H53V240H52ZM52 241H51V242H52ZM55 241H56V240H55ZM65 241H66V240H65ZM68 241H69V240H68ZM70 241H71V240H70ZM75 241H76V240H75ZM87 241H88V240H87ZM117 241H118V240H117ZM186 241H187V240H186ZM188 241H189V240H188ZM191 241H193V240H191ZM206 241H208V240H206ZM217 241H218V240H217ZM217 241H215V242H217ZM236 241H238V240H236ZM236 241H235V242H236ZM256 241H257V240H256ZM260 241H263V240L261 239ZM56 242H57V241H56ZM62 242H63V241H62ZM79 242H80V241H79ZM169 242H170V241H169ZM180 242H181V240H180ZM182 242L184 243L183 240H182ZM199 242H201V241L199 240ZM231 242H232V241H230V243H231ZM263 242H264V241H263ZM44 243H45V242H44ZM88 243H89V242H88ZM119 243H120V242H119ZM157 243H158V242H157ZM157 243H156V244H157ZM185 243H186V242H185ZM189 243H191V242L189 241ZM195 243H196V241H195ZM203 243H204V242H203ZM211 243H212V242H211ZM226 243H227V242H226ZM245 243H246V242H245ZM254 243H255V242H254ZM257 243H258V242H257ZM14 244H13V245H14ZM17 244H18V243H17ZM52 244H53V243H52ZM71 244H72V243H71ZM143 244H144V243H143ZM170 244H171V243H170ZM172 244H173V243H172ZM177 244H178V243H177ZM179 244H180V243H179ZM213 244H214V243H213ZM217 244H218V242H217ZM251 244H252V243H251ZM261 244H262V243H261ZM5 245H6V247H5ZM27 245H29V244H27ZM50 245H51V244H50ZM54 245H55V244H54ZM56 245H57V244H56ZM59 245H60V244H59ZM121 245H122V244H121ZM125 245H126V244H125ZM153 245H154V244H153ZM191 245H192V243H191ZM208 245H209V243H208ZM218 245H220V244H218ZM3 246H4V247H3ZM14 246H15V245H14ZM14 246H13V247H14ZM19 246H20V245H19ZM21 246H22V245H21ZM43 246H44V245H43ZM123 246H124V245H123ZM126 246H127V245H126ZM158 246H159V245H158ZM172 246H173V245H171V247H170V246H168V247L172 249ZM180 246H181V245H179L178 247H180ZM199 246H200V245H199ZM209 246H210V245H209ZM216 246H217V245H216ZM234 246H235V245H234ZM246 246H247V245H246ZM255 246H256V244H255ZM259 246H260V245H259ZM263 246H264V243H263ZM23 247H24V246H23ZM23 247H21V248H23ZM36 247H37V246H36ZM40 247H41V246H40ZM52 247H53V246H52ZM52 247H51V248H52ZM59 247H60V246H59ZM82 247H83V246H82ZM84 247H85V246H84ZM161 247H162V246H161ZM165 247H166V245L164 246V249H165ZM176 247H177V245H176ZM182 247H183V246H182ZM182 247H180V248L183 249ZM187 247H188V246H187ZM194 247H196V246L194 245ZM200 247H201V246H200ZM210 247H211V246H210ZM237 247H238V246H237ZM14 248H15V247H14ZM41 248H42V247H41ZM61 248H62V247H61ZM69 248H70V247H69ZM79 248H81V247L79 246ZM122 248H123V247H122ZM124 248H125V247H124ZM150 248H151V247H150ZM173 248H174V250H175V247H174V246H173ZM202 248H203V247H202ZM212 248H213V245H212ZM215 248H216V247H215ZM220 248H223V247H220ZM229 248H230V247H229ZM238 248H239V247H238ZM248 248H250V247H248ZM259 248H260V247H259ZM10 249H11V250H10ZM28 249H29V248H28ZM31 249H33V248H31ZM35 249H36V248H35ZM42 249H43V248H42ZM42 249H41V250H42ZM52 249H53V248H52ZM55 249H56V248H55ZM58 249H59V248H58ZM73 249H74V248H73ZM156 249H157V248H156ZM158 249H159V248H158ZM171 249H168V250L171 251ZM177 249H178V248H177ZM0 250H3V249L0 248ZM8 250H9V251H8ZM18 250H19V249H18ZM47 250H48V249H47ZM128 250H129V249H128ZM141 250H142V249H141ZM149 250H150V249H149ZM160 250H161V249H160ZM166 250H167V249H166ZM200 250H201V249H200ZM200 250H199V251H200ZM219 250H220V249H219ZM233 250H234V249H233ZM22 251H23V250H22ZM32 251H33V250H32ZM32 251H31V252H32ZM35 251H36V250H35ZM62 251H63V250H62ZM67 251H68V250H67ZM75 251H76V250H75ZM82 251H83V250H82ZM84 251H85V250H84ZM90 251H91V250H90ZM93 251H94V250H93ZM97 251H98V250H97ZM154 251H155V250H154ZM158 251H159V250H158ZM164 251H165V250H164ZM172 251H173V249H172ZM179 251H180V250H179ZM195 251H196V250H195ZM239 251H240V250H239ZM249 251H250V250H249ZM262 251H263V250H262ZM1 252H2V251H0V253H1ZM42 252H43V250H42ZM65 252H66V251H65ZM65 252H64V253H65ZM100 252H101V251H100ZM107 252H108V251H107ZM155 252H156V251H155ZM159 252H160V251H159ZM167 252L169 253V251H165V252H161V254H162V253H166V255H167ZM173 252H174V251H173ZM202 252H203V251H202ZM229 252H230V251H229ZM233 252H234V251H233ZM26 253H27V252H26ZM57 253H58V252H57ZM80 253H81V252H80ZM85 253H86V252H85ZM96 253H97V252H96ZM132 253H133V252H132ZM252 253H253V252H252ZM2 254H3V253H1V255H2ZM4 254H5V253H4ZM4 254H3V255H4ZM73 254H74V253H73ZM121 254H122V253H121ZM135 254H136V253H135ZM141 254H142V253H141ZM152 254H154V253H152ZM152 254H151V255H152ZM155 254H158V252L155 253ZM187 254H188V253H187ZM191 254H192V253H191ZM233 254H234V253H233ZM237 254H239V253H236V255H237ZM248 254H249V253H248ZM255 254H256V253H255ZM257 254H258V253H257ZM260 254H261V253H260ZM1 255H0V256H1ZM3 255H2L1 257H3ZM11 255L8 254V255H7V256H9L8 258H10ZM23 255H24V253H23ZM23 255H22V256H23ZM36 255H37V254H36ZM61 255H62V254H61ZM79 255H80V254H79ZM88 255H89V254H88ZM94 255H95V254H94ZM102 255H103V254H102ZM114 255H115V254H114ZM116 255H117V254H116ZM139 255H140V254H139ZM149 255H150V253H149ZM158 255H159V254H158ZM162 255H163V254H162ZM181 255H182V254H181ZM195 255H196V254H195ZM198 255H199V254H198ZM242 255H243V254H242ZM251 255H252V254H251ZM7 256H6V254H5V257H7ZM16 256H17V254H16ZM45 256H46V255H45ZM47 256H48V255H47ZM47 256H46V257H47ZM73 256H74V255H73ZM75 256H76V255H75ZM80 256H81V255H80ZM125 256H126V255H125ZM182 256H184V255H182ZM244 256H245V255H244ZM246 256H247V255H246ZM263 256H264V255H263ZM1 257H0V258H1ZM32 257H33V256H32ZM50 257H51V256H50ZM56 257H57V256H56ZM59 257H60V256H59ZM61 257H62V256H61ZM97 257H98V255H97ZM104 257H106V255H105ZM110 257H111V256H110ZM110 257H109L108 259H111V260H108V259H107V260H104L105 258H104V259H103V258L100 259L101 257H100V258H96V257H94L95 259H93V257H91L92 259H91L90 257H89V258L91 259V261L93 260V262H92L93 264H116V262H118V260H119V258L116 257V256H115L114 258H110ZM112 257H113V256H112ZM129 257H130V256H129ZM147 257H148V256H147ZM155 257H156V256H155ZM157 257H158V256H157ZM226 257H227V256H226ZM3 258H4V257H3ZM16 258H17V257H16ZM63 258H65V256H63ZM84 258H85V256H84ZM86 258H87V257H86ZM89 258H88V259H89ZM106 258H107V257H106ZM115 258H118V259H116V260H117L116 262L114 261ZM126 258H127V257H126ZM140 258H141V257H140ZM162 258H164V257H162ZM17 259H18V258H17ZM35 259H36V258H35ZM37 259H38V258H37ZM37 259H36V260H37ZM39 259H42V258H39ZM45 259H46V258H45ZM45 259H43V262H44ZM112 259H114V260H112ZM120 259H121V256H120ZM138 259H139V258H138ZM141 259H142V258H141ZM144 259H145V258H144ZM151 259H152V258H151ZM194 259H197V257L194 258ZM0 260H1V259H0ZM27 260H29V259H27ZM59 260H60V259H59ZM65 260H66V258H65ZM86 260H87V259H86ZM125 260H126V259H125ZM131 260H132V259H131ZM135 260H136V259H135ZM162 260H163V259H162ZM172 260H173V259H172ZM184 260H185V259H184ZM190 260H191V259H190ZM219 260H220V259H219ZM229 260H230V259H229ZM2 261H4V260H2ZM5 261H6V260H5ZM5 261L2 262V263H5ZM8 261H9V260H8ZM18 261H19V260H18ZM37 261L40 262V260H37ZM45 261H46V260H45ZM74 261H75V260H74ZM123 261H124V260H123ZM146 261H147V260H146ZM166 261H167V260H166ZM174 261H175V260H174ZM182 261H183V260H182ZM251 261H252V260H251ZM6 262H7V261H6ZM20 262H23V261H20ZM33 262H34V261H33ZM39 262H38V263H39ZM48 262H50V261H48ZM51 262H52V261H51ZM61 262H62V261H61ZM69 262H70V261H69ZM78 262H79V261H78ZM83 262H85V261H83ZM136 262H137V261H136ZM143 262H144V261H143ZM143 262H142V263H143ZM179 262H180V261H179ZM23 263H24V262H23ZM45 263H46V262H45ZM45 263H43V264H45ZM56 263L58 264V262H56ZM72 263H73V262H72ZM85 263H89V262H85ZM92 263H91V264H92ZM119 263H120V262H119ZM125 263H126V262H125ZM138 263H139V262H138ZM148 263H149V262H148ZM0 264H1V263H0ZM40 264H41V262H40ZM48 264H50V263H48ZM61 264H62V263H61ZM64 264H65V263H64ZM89 264H90V263H89ZM133 264H134V263H133ZM140 264H141V263H140ZM153 264H154V263H153Z\"/></svg>",
  "mask_w": 264,
  "mask_h": 264
}]
</instances>
